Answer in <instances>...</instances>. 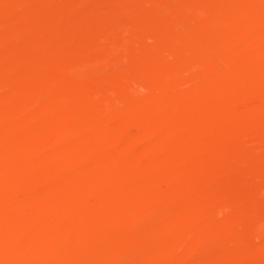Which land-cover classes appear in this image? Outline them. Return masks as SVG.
Instances as JSON below:
<instances>
[{"label":"rangeland","instance_id":"obj_1","mask_svg":"<svg viewBox=\"0 0 264 264\" xmlns=\"http://www.w3.org/2000/svg\"><path fill=\"white\" fill-rule=\"evenodd\" d=\"M152 2L154 3V5H152ZM245 2H246V4H245ZM48 3H51V4L49 5ZM241 3H243V4H241ZM149 4L151 6H149ZM261 4H263V5H261ZM47 6L52 7L51 10L53 12H54L53 9H55L54 15L56 18H53L54 15L52 13L47 12V10L49 9V8H47ZM257 6H259V8ZM93 7H94L95 12H93V10H92ZM163 7H167L169 10L167 11V8L166 9L164 8L165 9L164 10ZM262 7H264V0H262V1L261 0H242V1L239 0V2H238V0H0V53L3 54L2 51H5L4 57L0 58V60L3 61V62L0 61V66L2 67V69H5V67L10 63L11 58L8 55L9 53L6 51L7 50L10 51L12 46L14 47V43L16 41H19V42H17V45L15 43V46H18V48H19V46H21L22 50H25V52L31 51L32 48L35 46V44L37 46V44H40V42H41L44 45H47V50L45 53L47 55H45V56L46 57L48 56L46 59H45V57H43V59L41 61H39L37 59L39 62L35 59L33 60L27 56H24V59L26 61L29 60L31 65H33V67L36 70L28 63L29 61L27 63L30 66H28L26 64V61L24 59H22V61L19 60V64H21L22 62H24L25 64H21V69L18 71V74H19L18 76L16 75L17 73L14 74V73L9 72L7 70H6L7 71L6 74H5V71L3 70L4 73H1L2 75L0 76V79L2 77L4 81H6V82L8 81L7 83H5L2 79L0 80V81H2V83L0 82V89H1L0 90V97L2 96L1 93L3 94V92L5 93V95L3 94L5 96V97L3 96L4 99H6V97H7V99L4 100V102L2 100L3 97H1L2 99L0 98V102H1L0 104L3 103V105H4V106L0 105V111L4 113V111H5L4 109L10 108V106H11V108L13 107V109L10 108V110H6V112L4 113L5 116H3L2 113L0 114V116L2 115V117H6V115H7V117H9V119L8 118L2 119V117H0V121H1L0 123H2V124L6 123V121H5L6 119L9 122L10 117H13L15 115V119L13 120V118H14L13 117L11 120L14 121V122H12L13 124L17 123L13 126H16V125L18 126V127L17 126L16 127L10 126V125H12L11 120H10L11 124H9V125H7V124H4V126L0 125V129H3V130H0L1 136L3 134H5V136H8L7 132H10V127H11L10 133L15 135V133H18L21 130L22 126H24V125H21L24 122H25V125H26V123L27 124L29 123L30 127L24 126L23 130L25 128H26L25 130H28L30 128V130H29L30 132H27V135H29L31 133L29 135L30 139L26 135L25 141H26L27 137H28V140L25 142V144H27V145H25L24 148H20L18 146V142H16V143L13 142L14 140H18L17 139L18 137L16 135H15L16 137L14 135H12V136H14V138L5 137L7 139L0 137L1 139L5 140V141H3V140L0 141V148L3 147V149H1L0 151L3 152V150L4 151L10 150L9 152L6 153L5 157H7V158H3L0 155V157L3 158V159L0 158V160H1L0 162H2L5 159L2 163L5 162L7 165H9V167H12V166L14 167V165L16 167L19 165V167H20L19 170L21 172V175L19 173L16 176V175H14V174L12 175V173H10L7 175V177H5V174H7V173H5L3 175V173L0 172L2 177L4 176L3 177L4 179L1 178V176H0V179H3V180H0V184L3 185V183H4L5 186H7V184L9 185L8 187H5L3 185V187L8 189L7 191H6V189L4 190L2 185H0V199H2V202H4V199H5V201H7L6 199H8V197L11 198V201L16 200L15 202H13L15 206L12 208H9L10 210L8 208H3L4 207L3 204L5 205L6 202L2 203V204L0 203V212H2L5 209L7 211H9V213L6 212V216L4 214L0 213V214H2L3 217H5L4 220H2V224L0 223V230H2L1 231L2 233L1 232L0 233L4 234V237L6 238V240L9 241V242H7V246H4L2 248V250H0V264L1 263L2 264H8V263L12 264L13 261L16 260L17 258H20L19 256H21V255L24 257V259H26V261L23 260L21 264H30L32 261L36 262V264H61L60 260H62L61 258H62V255L64 253L65 247L70 248V246H71V248H73V245H74V248L77 252L76 253L77 257L75 256V259H70L68 261V263H70V264H135V263H137V264L138 263L139 264L140 263L141 264H173V263L178 264L179 262H180L179 264H195V263L196 264H199V263L200 264H202V263L203 264H219V263H217V262H219V261H217L219 259H222L220 264H264V118H262L261 121H259L260 123L252 122V123H254V125H256V124L260 125L258 128L254 129V127H252L253 128L252 129L250 127V125L252 126V123L250 122V124H247V125H249V128L247 125H246L247 127L245 126L248 129H246L244 127L243 129H245V130H240L242 132L238 131L239 133L236 135H234L233 133H237V132H234L231 130L228 131L227 129H225V132L227 131L228 134H227V132L224 134H227L226 135L227 137L229 135H231V136H229L228 138H226V136H224L223 138H226L228 140H224L221 137L224 134L221 135L219 132H217L219 134L216 133L217 136L215 135V138L217 139L216 144L214 146H212V148L206 147V146H203V147L201 146L202 148H204V149H202L200 147V145H202L204 142L201 139L199 141L197 140L200 143L202 142L200 145L197 143V141H195L196 143H194V141H192V143L191 142L189 143V139H186L185 141H187L189 144L186 142V145H184V147H187V145L189 147L190 144H193V143L195 145L196 144L199 145L196 147L193 144L194 148H191V147H193V145H192V146H190V149H186V148L184 149V147H182V148H179L178 150H180V151H178V150H174V148H172L171 146H169V148L166 147L168 149V150H166L167 153L169 152L171 154V152L176 151L175 157L178 158V156H179V157H182L183 159H188V157L191 156L190 151L193 149H194L193 151L197 150V149L195 150V148L199 147L202 150V151H200L201 153L204 152L203 150L206 151L208 148V150H207L208 154H207V152H206V154L210 155V157L209 156H206V157H208L207 160L210 159L213 166L212 167L210 166L211 163L209 161V164H207V167L209 165L210 168H207L206 166L203 167V166L199 165L200 166V167L198 166L199 171H197L198 167L195 168L197 170L194 169L195 171L193 169L187 168L188 166H186V169H185V165H186L184 162L185 160L182 161L183 160L182 158L174 159L175 157H173V159H172L173 163H171V161H168V160H161V159H157V158H155V160L153 161V158L155 156L152 157L151 155H147L148 154L147 151H148L150 145H148V143H149V142H147L148 140H144V138L147 137V135L139 127H137L140 124V120L137 119L135 126L130 127V128H132V130H130V134L128 131L130 128H128V130H127L128 133L125 136L124 135H120V136L119 135H112V137L108 140V142L106 141L107 139L105 140V138H104V141L98 139V141H101L103 144H100V142H98V141H97L98 143L96 142L97 144L94 143V145L96 144V146H93L94 153H96L95 152V150H96V151H98V153L100 155L97 153H96V155H93L92 153H90L91 155H93L91 157V155L89 154L91 159L93 160V161L91 160L93 163L90 162V158L88 157L89 156L88 154H86L87 157L85 155L79 157L80 159L76 158V157H75L76 159H74V157H71L70 158L71 162L67 161L69 163V165H68L69 167L68 166L67 167L71 168L73 173H75L77 171L75 169L79 170L78 166L82 165L81 167H83L84 169L82 170L80 168L81 170H79V171H81L83 174L85 172H87L90 168L93 167V166H91L92 164L96 165L98 163L99 169L97 172V176H98L99 180H97V184L94 185L95 188H92V190H91L92 192L91 191L89 192L88 190H87L88 192L86 191V188H84L85 186L83 185L84 183H81L82 185L79 184L78 189H80L79 192H81L80 198L78 200H74L73 201L74 203L72 201H70L71 203L67 204L68 206L65 205V207L63 209L65 211L67 210L69 213L67 211L65 213L64 210H63V212L60 211V213L62 212L63 215L65 214L66 216H62V213L61 214L58 213V211L56 209L55 210L57 212H55V210L52 209V210H54L55 213L51 212V211L46 213L44 208L41 207L42 205L38 204L39 203V200H38L39 196L41 194V191H43L42 187H45V185L48 184L47 183L48 180L46 179L47 175H51L53 173H54L53 175H57L58 173H60L59 168L61 169L63 166L62 163H64L62 161V158L58 159L59 157H57L55 155L48 156V154H47V147L48 146L50 147L52 145V146H54V148L51 146L53 149L59 150L60 148H63V146H65L66 144H68L70 142L73 143V142H77V141H83V140L85 141L86 138L84 136L85 135H86V137L89 136V134L93 130L92 127L107 129V127L110 125L112 126L115 124L123 123L122 121H123L126 113H128L131 110H135L136 106H139L142 103L141 100L144 101L145 98L151 96L153 94L154 90H155L154 92L157 93L158 92L157 87L159 85H160L158 87V88H160L159 91H163V93L165 95H166V93L168 94L169 93L168 90L170 88H172V85L174 84V82H177V80L180 79L179 77L181 76V74L183 77L185 76V78H189V79L191 78L192 79V77H193V81H194V79L198 80L200 78L199 76L209 74L211 72L215 73L216 70H221V67L223 68V70L219 71L220 73L218 71H216V73L218 72V75H220V77H221V75L222 76L224 75V77L226 75H230V74H228L229 72L232 74L233 73V70H232L233 67L231 65H229V63H225V64L222 63V65H225V66H222L220 62H217V63L213 62L212 64L211 63L205 64L208 61L203 60V59L200 60V58L198 57V54H196V52L199 53L202 50L206 51V49L209 48L211 52L214 51L213 56H216L215 54H217L216 57H218V55L222 56L224 54L230 53L234 49V44L231 41V37L239 31L238 28H240V29L242 28L243 30L246 29L245 24H247V23H244V22H248L249 24H251V23L253 24L256 21L260 25L259 27L261 28V30H260V28L257 26L258 30H256V31H258V33H259L258 35H260V31H261L262 35L264 36V24H263L264 23L263 22L264 21V14L261 15L264 12V9ZM43 8H46L47 10L43 9ZM39 9H42V11L41 10L39 11ZM242 9H244V11ZM245 10H246V12H245ZM240 11H241V13H240ZM43 12H45V13H43ZM159 12H161V13H159ZM237 12H238V14H237ZM167 13H168V15H166ZM169 13L172 16H170ZM174 13H176V15ZM50 14H52V15H50ZM85 14L86 15L89 14V15L85 16ZM226 14H228V16ZM62 15H63V17H62ZM64 15H67V16L65 17ZM212 15L214 17L211 18ZM229 15H230V18H228ZM257 15H260V16L257 17ZM68 16H70L72 21L70 20V18H68ZM225 16H227V17H225ZM255 17L259 18V19L255 20ZM60 18H61V21H59ZM62 18H64V21H62ZM164 18L168 19V20H165ZM175 18H176V20H175ZM225 18H226V20H225ZM235 18H237V19H235ZM28 19L30 20V22ZM231 19H232V21H231ZM228 20H230V21H228ZM258 20H259V22H258ZM21 23L26 24V27L24 25L23 31H20V32L16 31V33H15L12 29L19 26V24L21 26L22 25ZM30 23L32 24V26H35V27L32 28ZM228 24H229V26L231 25V27L227 26ZM238 25H241L242 27H240ZM243 25L245 28H243ZM11 26H12V29H11ZM236 26H237V31L234 30V29H236L235 28ZM25 28H26V30H25ZM180 28L181 29L187 28V29H185V31L188 30V33L187 32L185 33V31H183V29L181 31ZM207 28H208V30H206ZM226 28H229V29H227L228 31L226 30ZM209 29H211L213 32ZM217 30L218 31L221 30L218 33L219 36H217L218 34H216V33H215L216 35L214 34V32H218ZM64 31H68V33H67L68 35H66V32H65V35H63L62 33H64ZM69 31L71 33H69ZM189 31H191V32L197 31L198 33H196V32L191 33ZM222 31L226 32V33L224 34ZM11 32L15 36L11 35ZM22 32H24V33L22 34ZM38 32L40 35H38ZM182 32H184V34H182ZM221 32L223 33V35L221 34ZM20 34H21V37L19 36ZM71 34H73L74 36L72 35V37H70V38H72V39L75 38V39H73V40H71L70 38L68 39L69 35H71ZM168 34L171 36V39H170ZM192 34L194 36H192ZM197 34H198V36H197ZM211 35H212V37H210ZM214 35H215V37H214ZM184 36L187 39L184 38ZM42 37H43V39H42ZM47 38H48V40H47ZM61 38H62V40H61ZM11 39H12V41H11ZM22 39H23V41H22ZM49 39L51 40V42H49ZM203 39H204V41H206V43L203 41ZM212 39H213V41H212ZM214 39H215V41H214ZM44 40H46V43L44 42ZM66 40H68V43H66L67 42ZM28 41H31L32 44L34 42V44H33L34 46L31 44V42H30L31 45L29 44V46H28V43H29ZM59 41L61 42V44H59L60 43ZM184 41H186L187 43L189 42L187 44V46H185L186 43L183 44ZM200 41H201V43H200ZM23 42H24V45H23ZM26 42H28V43H26ZM173 42H176V44H179V45H175V43H173ZM195 42H197L198 44ZM9 43H12L9 46L11 48H7ZM47 43L49 44V46ZM51 43H52V45L50 46ZM170 43H172V44H170ZM191 43L194 47L191 45ZM208 43H209V45H208ZM211 43H213V44L210 45ZM173 44L175 45L176 48L173 46ZM196 44L198 46H195ZM219 44H221V45H219ZM6 45H7V47H6ZM188 45H190V47L192 49L190 47H188ZM23 46H24V48H23ZM53 46L56 48L54 49ZM66 46H67L66 51H63ZM182 46H185V47L182 49ZM60 47L63 48L62 54L64 55V58H63L64 61L61 60V61H63L62 64H60L61 63L60 60L58 62V60H53V58H52L55 50L61 51ZM166 47H167V49H166ZM25 48H27V49H25ZM173 48H174V50H172ZM199 48H200V50H197ZM212 48H213V50H211ZM214 48H217V49H214ZM218 48H221V49L218 50ZM176 49H178V51ZM209 49H208L207 53L209 52V54L211 55V52L209 51ZM244 49H245V51H242L241 52L242 55H240V57L242 56L241 59H243V61L240 59V64L242 62V64H241L242 68H240L241 66H238L236 68V70H237L236 72L238 73V76L240 75L239 76L240 78L242 76L241 79L239 78L240 79L239 83L241 82L240 84L246 85V86L252 85V87L255 88L254 89V92L256 93L255 95H253L252 97L246 98L247 99L246 100L244 98H241V99L238 98L239 95L235 94V93L225 94V95H228L227 97H225L224 95L217 92L219 96L222 95L221 97H224L223 100H222V98L220 100L218 98L217 93H213V94L209 95V93L204 94V93L200 92L199 87H198L200 84L196 80H195V84L198 83V86L194 88V93L196 94V93L200 92V93H198L200 95L197 94L198 98L195 97L196 95H194L193 91L187 92L188 90H186L184 93L185 96H188V95L190 96V94L194 95V96H192V98L193 99L197 98V100H199L200 99L199 97H201V95H203L204 97L202 96L201 97L202 99L199 101L206 103L209 107H211L212 110H221V108H222L221 105H223L222 109H225V111L227 110L225 113L226 115L224 114L227 118L225 116L223 118L217 117V118H214V120L212 118V121H211L212 126L217 123L214 126V128H216V131H218L220 129L221 123L223 121L222 119H224V121H226V122L223 121L224 125H222V127H221L223 129V127L225 128V127H228V126L233 124V121H231V119L234 120V118H232V116L235 117L236 120L238 119L237 120L238 123H240L239 121H241V123H242V121H244L243 123H245L246 122L245 118H248V116H247L248 114L250 116L252 113L254 116V114L256 112V114H255V116H256L259 113V111L264 108V101L259 100L258 97L256 96L257 93H259L258 86L261 85L260 88L262 87V89H259V90L261 92L262 91L264 92V84L262 83L263 86H262V84H260V85H257L255 87L253 85L252 79H251V77L256 72L262 71L261 73L264 74V65H263L264 61L258 60V59L264 60V56H262L263 54L259 55L260 53L257 49H251L252 51L247 50V48H244ZM221 50H222V52L225 51V52H223L224 54L221 52ZM68 51L70 54L68 53ZM173 51L175 52L176 55L174 54ZM183 51L185 53H187V55L182 54V53H184ZM188 51H189V56H188ZM166 53L169 55V57L171 59L168 58ZM192 53H195V54L192 55ZM171 54L174 55L175 57L170 56ZM249 55L254 56L255 60L256 59L258 60V61H255L256 63L254 64V66L255 65L256 66L255 67L253 66V68L252 67L249 68L250 66L247 67L248 66L247 64L245 65L246 58ZM187 56L190 57L189 61L186 60V58L188 59ZM194 56H195V60L193 61L192 57L194 58ZM178 57H179V59H178ZM48 58H49V60H47ZM172 58H173V60H172ZM196 58H197V60H196ZM176 59H177V61H176ZM191 59L193 62H195V61H198V62L194 64L191 61ZM32 60L34 61V63H32ZM43 60H46V62L44 61L45 63H43ZM178 60L179 61L181 60L180 63ZM174 61L177 63L175 64ZM203 61L204 62L206 61V62L203 63ZM259 61L262 64H259L260 63ZM37 62H38V65H37ZM169 62L174 63V65H172V67H170V64H172V63H169ZM166 63H167V65H169L168 67H167ZM209 64L211 65V67L205 69L206 67L209 66ZM215 64H217L219 66V69L218 68L215 69L216 68V67H214V66H216ZM38 66H40V67H38ZM161 66H164V67L161 68ZM174 66H176V68ZM192 66H193V69H192V71H190V67H192ZM194 66H196V67H194ZM245 66H246V68H245ZM257 66H260V68ZM30 67H32L33 70ZM213 67H214V69H213ZM171 68H173V69H171ZM196 68L197 69L199 68L200 72L199 71H197V72H199L202 75H200L199 73H195L196 71H194V70H197ZM255 68H256V70H255ZM159 69H162V70L160 71ZM176 69H177V73L180 72L179 73L180 76L176 75L177 74V73H175ZM201 69H203V70H201ZM225 69H227L229 72ZM244 69H245V71H244ZM246 69L250 73L247 72ZM204 70H206V71L204 72ZM254 70H255V72H254ZM157 71L159 72V74ZM173 71H175V72H173ZM49 72H51L50 75L53 73L52 76L49 75ZM160 72H162L163 74ZM165 72H167V73L164 76ZM190 72H193L192 73L193 75L190 74ZM31 73L34 75L36 74L37 79L38 78L39 79L38 80L34 79V81H36V83L34 82L35 83L34 86H32L33 85V83H32L31 86L29 85L28 87L26 86V88H25L26 84L24 81L27 78L26 76H29V75L31 76ZM40 73H41V75H40ZM183 73H184V75H183ZM8 74H9V77H8ZM155 74H157V75H155ZM168 74H170V75H168ZM3 75H4V77L6 76L8 79L4 78ZM48 75L50 77H48ZM159 75H162V76H159ZM175 75L177 77H174ZM194 75L196 76V78ZM10 76H11L12 80L10 79ZM19 76H21V77L25 76V77L21 78ZM44 77H46V78H44ZM162 77H165L163 79L166 81H164L162 79ZM167 78H168V80H167ZM174 78L176 79V81H174L175 80ZM22 79H24V80H22ZM155 79H157L159 81H157ZM247 79H250V80L247 81ZM171 80L173 81V83L171 82ZM19 82H20V84H19ZM101 82H102V84H101ZM154 82H156L158 84L155 86ZM168 82H170V83H168ZM3 83H4V88H3V85H1ZM164 83H168L169 85H171V83H172V85L168 89L169 85L167 86ZM38 84H39V86H38ZM107 84H109L110 86L109 85L107 86ZM35 85H37V86L35 87ZM9 86L12 87V90L10 89L11 90L10 94L8 92V90L10 88ZM107 87H108V89H107ZM151 87L154 88V90L153 89L150 90ZM18 88H19V90H18ZM22 89L24 90L23 92L25 93L24 94L25 99L26 98L27 99L26 100L22 99V101L25 100V103L21 104V102L18 101L20 99H18L17 97L21 98V96L23 95V94H20L21 96L19 95V93H21L20 90H22ZM112 89H114V90L112 91ZM173 89H174V85H173ZM18 91H19V93H18ZM31 91H33V92H31ZM102 92L104 95H102ZM95 93H97V94H95ZM7 94H8V96H6ZM146 94L148 96H145ZM92 95H95L97 97V99L95 96H94L95 97L94 98ZM10 96H11V98H10ZM13 96H14V98H13ZM205 96L209 100L206 99ZM236 97L238 99H240L239 102H238ZM22 98H24V97H22ZM231 98H235L237 101L235 99L230 101ZM10 99L14 100L13 101L14 103ZM92 99L94 100L93 103L91 102ZM205 99L208 101H206ZM88 100H91V101L89 102ZM17 101L19 102V104H16ZM59 101H61V102H59ZM225 102L227 105L225 104ZM227 102L233 103V105L232 104L229 105ZM211 103L213 105H211ZM13 104H14V106H13ZM60 104L61 105L63 104L64 106H60ZM90 104H93V105H90ZM17 105H19L20 107ZM53 105H54V107H53ZM184 105L187 107L189 104L184 103ZM184 105H183L182 110L188 109ZM16 106H17V108H16ZM49 106H51V107L48 108ZM65 106L66 107L69 106L68 109H69L70 113L73 115H69V112H67V108ZM227 106L229 107V109ZM2 107H3V111L1 110ZM22 107H23V110L20 109ZM85 107L86 108L89 107V109H87L88 112H86ZM90 107H92V108L90 109ZM93 107H96V109L99 111H97L95 108L93 110ZM98 107H100V108H98ZM224 107H227V108H224ZM14 109H15V111H14ZM52 109H55V111H53ZM18 110H21L23 112V114L19 115L21 113V111H18ZM89 110L90 111L92 110V111L89 112ZM228 110H229V113H231V112L232 113L234 112V113L233 114L231 113V115H230L228 113ZM7 111H9V112H7ZM11 111H12V113H11ZM25 111H28L29 113L25 112ZM39 111H42V112H39ZM59 111L61 112V114L60 113L58 114ZM95 111H96V113H95ZM66 112H67V114H66ZM82 112H84V114ZM8 113H10V114L8 115ZM13 113H14V115H13ZM17 113H19V114H17ZM38 113H41L42 117H41V115L40 116L37 115ZM62 113L65 114L66 116L62 115ZM89 113L90 114L92 113L91 115L94 116V120H92L91 122H88L87 120L86 121L83 120L84 115L86 116V114H89ZM123 113H125V114L123 115ZM245 113L247 114L246 117L245 116L242 117L243 115H245ZM11 114H12V116H10ZM56 114L59 115V117ZM105 114H107V115L105 116ZM227 114H228V116H227ZM16 115L19 117L23 116V115H25V116L20 117V119H19V118H17ZM239 115L240 116L242 115L241 118L242 119L244 118V119L242 120L241 118H239L240 117ZM253 116H251V117H253ZM40 117L43 118V120H41ZM62 117H65V119H67V118L69 119V117H71L70 118L71 121H70V119L64 121L65 119L63 120ZM21 118H23V120L24 119L25 120L23 121V120H21ZM45 118L48 120H46ZM60 118L62 120H59ZM162 118L163 117H161V119L159 118V121L162 120L163 122L162 121L161 122L165 123V120H166L165 117H164V119H162ZM39 119L41 120V122L38 121ZM76 119L77 120L80 119V121L77 122ZM228 119H229V121H228ZM2 120L4 122H2ZM48 121L51 122V124L53 125L54 131H55L54 136H51L50 134H48V132L45 135L44 131H43V133H41L42 132L41 130H45V129H40L41 132H39V130H38V127L40 128V126H42L44 124L50 125V123ZM60 121H64V123L62 122L63 125H61ZM76 122L78 123V126H77ZM230 122H232V124ZM83 123H84V125H83ZM234 123H237V122L234 121ZM92 124H94V125H92ZM225 124H226V126H225ZM20 125H21V127H20ZM8 126H10V127H8ZM26 126H28V125H26ZM61 126L64 128H62ZM199 127L201 128L202 125H200ZM15 128L17 130H14ZM18 128H20V130ZM136 129H138V131ZM204 129H205V127H204ZM249 129H252V130H249ZM201 130H203V127ZM243 131H245L246 133L245 132L243 133ZM156 132L154 133L153 136L157 139H165V137H167L165 133L161 134L160 132H157L159 136L161 134V136L159 137ZM81 133L84 136L81 135ZM239 134L242 136H240ZM217 137L218 138L220 137V138L218 139ZM101 138H103V137H101ZM220 139L222 140V142L220 141ZM7 140H8V142L6 144ZM118 141H120V142H118ZM132 141H134V142H132ZM142 141L144 142V144ZM9 142H10V144H9ZM145 142H146V145H145ZM226 142H228V143H226ZM11 143H13V145H11ZM5 144H6V146H5ZM16 144H17V147H16ZM132 144L136 145V146H133ZM97 145L99 147H100V145H107V146H105V149L103 151L105 153L104 155H106V156H113V155H118V153H121V152H126L129 155V157H127L129 162L127 160L125 161V159H124V162L128 163L130 166L128 167L127 164L125 165L122 162L123 160H119L118 162H116L114 164H103V163L101 164L100 160L104 157V155L102 154L103 153L102 150ZM219 145L222 148V150H221V148H219ZM131 146H133V147H131ZM216 146H218V147H216ZM227 146H229V148ZM13 147H14V151H13V149H11ZM94 147H96V148H94ZM7 148H9V149H7ZM142 148H146L145 151H143ZM213 148H215V149L213 150ZM217 148H219V149H217ZM23 149H25V150L23 151ZM129 149L130 150L132 149L131 150L132 152ZM169 149H172L173 151L169 150ZM193 151H191V153H193ZM197 151H199V150H197ZM223 151H225L226 153H224ZM10 152L11 153L16 152V153H15V155L14 154L10 155ZM23 152H25L24 153L25 157H24ZM186 152H187L188 156L185 154ZM209 152H210V154H209ZM20 153L23 156L20 155ZM145 153H147V154H145ZM27 154H29L30 156ZM32 154H34V158H33ZM206 154H204V155H206ZM98 155L100 157H98ZM102 155H103V157H102ZM144 155H145V157H142ZM173 155H175V153ZM14 156L16 157V159H15L16 161L13 160L15 158ZM149 156L151 157L152 161H151ZM26 157H28V158H26ZM36 157H38L39 159L42 160V162H41L42 164L41 163L39 164L41 168L38 167L36 170H34V173L33 172H26L24 170V166L27 163H30L28 160L32 159L30 161H33ZM54 157H56L58 159L56 161V163H54L55 162ZM83 157H84V160H82ZM140 157H142V159ZM185 157H187V158H185ZM143 158H145V159H143ZM43 160H46V161H43ZM14 161L17 165L15 163H13ZM161 161H162V163H160ZM166 161H167V163L170 162L171 165L168 164L169 167L167 165H165V164H167ZM48 162L50 164L53 163L52 165H54V166H52V165L49 166ZM120 162L123 164H121ZM158 162H159V164H158ZM163 162H165V164ZM174 162H176L180 166L177 167L176 166L177 164H175V166H174ZM183 162H184V164H183ZM21 163L22 164L24 163L25 165H22ZM85 164H87V165H85ZM72 165H73V167H71ZM76 165H78V166H76ZM123 165H125V166H123ZM172 165L174 166V168L172 167ZM64 166H63V168H64ZM96 166H94V167H96ZM119 166H122L121 167L122 169ZM126 166H127V169H126ZM155 166H157L158 169L155 168ZM164 166L167 167L164 170L167 171L169 168L170 173L171 172H172V174L174 173L173 174L174 175L173 181H175V183L172 181L173 182L172 186H171V183L169 184V186L171 188L169 186H168L169 188H166V190H164V188H163L164 191H162L161 185L158 184V187H161L160 190L163 193L165 191H167L171 194V196H170V194L168 193L169 196H167V192L164 193V195L166 197L163 198L161 201L159 200V196H158L159 194L156 192V191H158L159 193L161 192L158 190L159 188H156L157 187V183H156L157 181H154V183H156V184H154L153 180H151V179H150L151 181L150 180L144 181L141 185L139 196L135 195L136 197L133 196V194L130 190V186L126 185V182L123 181V180L128 179V177L130 176L132 171L139 173V174H146L147 173L150 175L153 173L148 172V170L149 171L153 170V172H156L157 170H159V168L161 170H163L162 168H165ZM181 166H183L182 167L183 169L181 168ZM117 167H119V168H117ZM148 167H150V169ZM175 167H177V168H175ZM179 167L182 170H180ZM44 168H46V169L44 170ZM52 168L54 169V172L50 171V170H53ZM146 168H148V169H146ZM205 168H207V169H205ZM117 169H118V171H116ZM120 169L122 171L124 170L123 171L124 173L122 171H120ZM174 169H175V172H174ZM22 170L25 171L26 174ZM71 170H69V172L72 174ZM125 170H127L128 172H126ZM177 170H179V171H177ZM43 171H46V172H43ZM145 171H146V173H145ZM184 171H186L187 173ZM117 172H119V173L117 174ZM182 172H184V173H182ZM127 173H128V176L126 175ZM177 173H179V174H177ZM109 174H112V175L117 174L116 176L114 175L116 178V181H117L116 183H114V184L109 183L108 184V183L104 182L105 177H107ZM118 175L119 176L124 175V176L117 178ZM125 175H126V177H125ZM176 176L178 178H176ZM179 176H181L183 178H181ZM25 177H27V178H25ZM177 179H179V181ZM4 180H7V181H4ZM16 180H17V183H16ZM121 180L125 183V186ZM191 180H193L194 184L191 182H190L191 184L188 183ZM195 180H196V184H195ZM41 181H43L44 183ZM128 181H129V179H128ZM180 181H181V186H179ZM45 182H46V184H45ZM64 182L65 181H63L62 183H64ZM149 182L153 183V184L148 185ZM14 183L16 184V187L14 186L15 185ZM37 183H38V187H37ZM201 183H202V185L206 186V188L204 187L205 190H207V187H208L210 191L209 190H207L208 192H206L204 190L201 191L202 190V189L200 190ZM49 184H51V183H49ZM57 184L60 185V186L57 185L58 188L59 187L63 188L61 183L60 184L57 183ZM65 184L67 185V182H65ZM144 184H147L148 188L146 185H145L146 187H144ZM196 185H198L199 188H197ZM11 186H14V187L12 188ZM55 186H56V184H55ZM182 186H183V188L181 189L180 187H182ZM32 187L34 189H32ZM40 187H41V189H40ZM66 187L68 188V186H66ZM124 187H125V190H126V188H128V190L125 191ZM2 188H3V190H2ZM14 188H15V190H14ZM145 188H147V191L145 190ZM202 188H203V186H202ZM64 189L66 190V188H64ZM64 189H62V190H64ZM68 189L70 190V187ZM93 189H94V191H93ZM119 189H121V190H119ZM169 189H170V191H169ZM38 190H40V191H38ZM148 190L151 192L152 195H148V192H149ZM36 191L40 192V193H36ZM103 191L105 192L106 195L107 194H108V196L111 195L108 199L110 200V198L112 197V199H111L112 201L110 203L115 202V204H113V205H111L110 203H109V205L106 204L107 208L105 207V205L103 203H102L104 205L103 208L99 205V203H98L99 200H101L103 195H105ZM119 191H120V194H118ZM124 191L125 192L128 191L129 195H128V193L125 194ZM171 191H172V193H171ZM211 191H212V193L210 194ZM20 192H22V193H20ZM23 192H27V193L29 192L28 193L29 195L27 193L24 194ZM152 192L156 193L157 196H155L156 194L154 195ZM202 192L203 193L205 192L209 196H206L205 194L203 196ZM5 193H6V195H5ZM7 193L10 195H14V196L7 195ZM67 193H70V192H67ZM86 193H88V194H86ZM121 193H122V195L124 194V196H121ZM144 193H145V195H144ZM153 195L155 196V199H153L154 198ZM3 196H5L6 198ZM18 196L20 198L22 197L23 202L20 201L21 199ZM23 196H24V199H23ZM130 196H133L135 198L132 199ZM85 197H86V199H85ZM114 197H116V199ZM125 197H127V199L131 203H129V201L124 199ZM157 197H158V200H156ZM10 198L8 199V201L10 200ZM81 198H83V199L81 200ZM121 198H123L125 201ZM35 199L38 202H36ZM167 199H169V200L167 201ZM79 200H81V201H79ZM84 200H85V202H84ZM96 200H97V202H96ZM116 200H118V201H116ZM153 200L156 203L153 202ZM82 201L84 202V204ZM87 201H88V203H87ZM121 201H123V202H121ZM101 202H102V200H101ZM117 202H120V205ZM132 202H133V206H132ZM36 203H37V205H36ZM93 203L94 204L96 203L94 205V207H93ZM152 203H153V205H152ZM158 203H159V205H158ZM199 203L200 204L202 203L203 205H199ZM25 204H28V205L30 204V205H29V207H27L28 205H25ZM76 204H77L78 208L77 207L74 208V206ZM78 204H80V205H78ZM124 204H126V205L123 207ZM24 205L28 209L32 205H35V207L33 206L35 210L33 209V207L30 208L31 210L33 209L32 211L30 209L28 210L26 208L28 210V212L29 211L33 212V213L29 212V215H32V216L28 217V212H26L27 210H24L25 208L22 207ZM72 205H73V207H72ZM90 205H91L90 214H93V216H95V217L98 215L99 210L100 211H106L107 216L109 215L108 218H109L112 226L117 225V228L119 230V231L117 230V232H120V234L115 233L116 235L117 234H119V235L123 234V235L129 236L130 234L131 235L133 234L132 238H134V239H132V238L129 239L128 244H125L126 247H123L124 244L121 245V243L117 242V238L119 237L118 235L116 237L114 236V238L111 237L112 240L106 239L107 240L106 244L108 245L110 243V245H112L111 246L112 249H109L106 244L105 245L103 244L105 242V240H101L103 238H101V236L97 235V233L95 234V231H93V230H95V229H93L94 227L91 228L92 229V231H91L90 227L95 225V223L93 222L94 220L92 221L93 217L90 218V221H92V223H89L90 225L87 224L88 226H86V227H85V225L84 226L82 225V216L84 215V212H85L84 210H86V209H83V207L84 208L87 207V210H86V212H87V211H89ZM97 205H99V206H97ZM127 205H129V207ZM80 206H82L81 208L83 210L80 208ZM95 206L101 207V208L96 209ZM119 206H121L122 208L121 207L118 208ZM1 208H3V209H1ZM21 208H23L22 211H21ZM115 208H117V209H115ZM199 209H201V210H199ZM92 210H93V212H92ZM95 210L98 212H96ZM111 210H115V211H111ZM190 210H192L193 213L195 211H203V212H202V214H200V216L199 215L197 216V213L194 214L195 216L192 214H190V215H192V216H190L189 213H192ZM24 211H25V213H24ZM77 211H78V213H77ZM170 211L171 212L174 211V212L171 213ZM177 211H180V212H177ZM188 211H190V212L188 213ZM80 212H82L83 215H81ZM181 212H183L184 214ZM111 213H112V215H111ZM16 214H18V216ZM21 214H23V215H21ZM59 214L64 218L67 217V215H69V217L73 216V219L71 220V218L67 217V219H69V220L64 219L61 221V219H63V218L62 217L60 218ZM172 214L175 217H172ZM185 214L189 215L190 217H188ZM7 215H9V216H7ZM13 215L15 216L14 218H12ZM19 215H21L20 216L21 219L19 218ZM24 215H26L27 217H24ZM177 215L179 216V218L177 217ZM111 216H113V217H111ZM182 216L184 219L182 218ZM16 217H17V219H16ZM77 217L79 219H77ZM168 217L169 218L172 217L173 220L169 219ZM32 218H33L34 222H32V220H31ZM167 218L169 220H171L170 222H172V227H173L174 222H176L178 226H176L175 228L173 227V230L169 231L168 234L162 239L159 235H160V232H162L164 230V227H165L164 225L168 221ZM182 219H183V221H182ZM8 220L11 221V223H9ZM14 220L15 221L17 220L16 221L17 223ZM21 220H22V222H21ZM25 220H26V222L27 221L28 222L26 223ZM56 220H57V222L60 220L62 223H64V222H66V223L62 224L59 221L61 223L62 227L59 225V222L56 226V223H57ZM73 220H74V222H73ZM75 220L77 221L78 225L75 224L76 223ZM178 220H179V222H178ZM5 221H6V223H4ZM54 222H56V223L54 224ZM32 223H34L33 226L31 225ZM39 223H40V225H39ZM86 223H88V222H86ZM10 224H11V226H10ZM12 224H15V225L12 226ZM6 225L8 228L6 227ZM37 225H39L40 228ZM44 225H45V227H44ZM66 225L69 228L68 227L65 228ZM80 225L83 227H81ZM179 225L182 227H179ZM24 226H25V229H24ZM34 226H36V227H34ZM48 226L52 229V231H49L50 233L47 231L49 229ZM58 226H60L61 229L66 231V233L68 234V235L65 234V236H67V237H64L65 239L70 236L68 238V240H66V241L64 240L65 242L62 240L64 234L61 236H58L59 232H56L58 230V228H57ZM77 226H78V229H77ZM54 228H56L57 230L54 231ZM70 228L72 231L70 230ZM82 228H85V229H82ZM114 228H115V226H114ZM80 229H82V230H80ZM32 230H33V232H32ZM84 230H85V232L82 233ZM46 231L49 234L46 233ZM19 232H20V235H19ZM23 232H25V233H23ZM92 232L94 234L93 236H92ZM135 232L137 234H139V233L141 234L143 232L144 234L140 235L143 238L139 239L140 236L136 235ZM29 233L30 234L32 233L31 237H30ZM56 233H58V235ZM70 233L71 234L73 233L72 234L73 238H71ZM75 233L77 234L78 238H76V235H74ZM79 233L82 234V235L80 234V237H79ZM86 233H87V235H86ZM28 234H29V236H28ZM36 234H38V235H36ZM39 234H40V237L43 236L40 241H42V242L49 241V242H47L46 246L49 247L48 250H49L51 256L49 257V259L47 261H44V262H40V261L37 262V258H36V256H37L36 253L38 251L37 245H39L38 243L40 242L39 241V238H40ZM41 234H43V235H41ZM52 234L55 236L57 235L58 237L54 238V236H52ZM134 235H136V237H134ZM26 236L30 237V238H27ZM44 236H47V237H44ZM173 236H174V239L172 238ZM48 237H49V239H48ZM95 237H96V240L98 239L97 241H99V243H97V241L96 242L94 241ZM34 238L37 239L36 242H35L36 239H34ZM44 238H47V239H45V241H43ZM167 238H172L173 240L167 239ZM161 239L164 240L166 244L164 243V241H162V243H161L160 242ZM21 240H23V241H21ZM27 240H28V242H27ZM166 240L167 241L169 240L168 241L169 245H167ZM170 240H172V242ZM69 241H70V243L72 241L70 246H69V243L67 244V242H69ZM111 241H113V243ZM118 241H119V239H118ZM63 242L65 243V245L62 244ZM94 242L97 243V245L94 244ZM189 242H191V243H189ZM12 243H14V244L12 245ZM22 244H24V245L22 246ZM172 244H174V245L172 246ZM103 246H104V249L106 248L105 250L103 249ZM117 246H119V247H117ZM34 247H37V248L34 249ZM185 247H186V249H185ZM62 248H64V249H62ZM99 248H101V250H98ZM8 249H10V250H8ZM51 249H52V251H51ZM187 249H189V250H187ZM32 250H34V254L32 253L33 252ZM28 251H30L32 253V255ZM110 251H111V254H108ZM181 251H182V253H181ZM189 251H190V254H188ZM60 252L61 253L63 252V253L60 254ZM106 252L108 254L107 258L104 257V255L106 256V254H104ZM179 252H180V254H179ZM17 253H19V254H17ZM90 253H92V255ZM185 253H187V254H185ZM220 253H221V255H220ZM24 254H27L26 256H27L28 260ZM102 254H103V256H102ZM217 254H219V255H217ZM177 255H179V256L181 255L184 258L181 259L182 257L181 256L178 257ZM188 255H191V257L188 258L187 257ZM32 256H34V260H33ZM185 256H186V258H185ZM109 257H110V259H109ZM51 259H53V260H51ZM54 259H55V261H57L56 263L54 262ZM104 259H105V261H104ZM107 259H108V261L106 263ZM214 259H215V262H211V261H214ZM172 260H174V261L172 262ZM73 261H74V263H73ZM201 261H203V262H201ZM204 261H205V263H204Z\"/></svg>","mask_w":264,"mask_h":264},{"label":"bare ground","instance_id":"obj_2","mask_svg":"<svg viewBox=\"0 0 264 264\" xmlns=\"http://www.w3.org/2000/svg\"><path fill=\"white\" fill-rule=\"evenodd\" d=\"M240 1H242V0H240ZM262 1V0H261ZM149 2V1H148ZM238 2H239V0H238ZM258 3V2H257ZM49 5L51 4V3H48ZM234 4V3H233ZM237 4V3H236ZM240 4V3H239ZM241 4H243V3H241ZM245 4H246V2H245ZM152 5H154V3L152 2ZM232 5V4H231ZM255 5V4H254ZM260 5V4H259ZM261 5H263V4H261ZM52 6V5H51ZM149 6H151L150 4H149ZM237 6V5H236ZM146 7V6H145ZM144 7V8H145ZM234 7V6H233ZM258 8H259V6H257ZM261 7V6H260ZM47 8H49L48 10L46 9V8H43V9H46L47 10V12L48 13H52L53 15H54V13H55V9H53L54 10V12L51 10V8L52 7H48L47 6ZM140 8V7H139ZM152 8V7H151ZM166 9L167 7H163V9ZM240 8V7H239ZM238 8V9H239ZM263 9H264V7H262ZM87 9V8H86ZM164 9V10H165ZM245 9V8H244ZM244 9H242L243 11H244ZM42 11V9H39V11ZM45 10V11H46ZM93 12H95V10H94V7H93ZM169 9L167 8V11H168ZM263 11V10H262ZM158 12V11H157ZM245 12H246V10H245ZM248 12V11H247ZM43 13H45V12H43ZM42 13V14H43ZM159 13H161V12H159ZM178 13V12H177ZM180 13V12H179ZM240 13H241V11H240ZM52 14H50V15H52ZM175 15H176V13H174ZM232 14V13H231ZM237 14H238V12H237ZM243 14V13H242ZM241 14V15H242ZM256 14V13H255ZM261 14V13H260ZM264 14V12L261 14V15H263ZM87 15H89V14H87ZM86 14H85V16H87ZM91 15V14H90ZM160 15V14H159ZM166 15H168V13L166 14ZM169 15H170V13H169ZM174 15V16H175ZM227 16H228V14H226ZM234 15V14H233ZM244 15V14H243ZM246 15V14H245ZM248 15V14H247ZM27 16V15H26ZM65 17L67 16V15H64ZM170 16H172V15H170ZM179 16V15H178ZM227 16H225V17H227ZM236 16V15H235ZM260 15H257V17H259ZM62 17H63V15H62ZM167 17V16H166ZM209 17V16H208ZM212 17H214L213 15L211 16V18ZM233 17V16H232ZM242 17V16H241ZM27 18V17H26ZM30 18V17H29ZM53 18H56L55 17V15L53 16ZM68 18H70V16H68ZM67 18V19H68ZM88 18V17H87ZM91 18V17H90ZM142 18V17H141ZM228 18H230V15H229V17ZM245 18V17H244ZM24 19V18H23ZM89 19V18H88ZM165 19V18H164ZM233 19V18H232ZM232 19H231V21H232ZM235 19H237V18H235ZM257 19H259V18H256L255 17V20H257ZM29 20V19H28ZM70 20H71V18H70ZM165 20H168V19H165ZM175 20H176V18H175ZM215 20V19H214ZM225 20H226V18H225ZM59 21H61V18H60V20ZM62 21H64V18H62ZM67 21V20H66ZM72 21V20H71ZM210 21V20H209ZM228 21H230V20H228ZM21 22V21H20ZM29 22H30V20H29ZM32 22V21H31ZM69 22V21H68ZM168 22V21H167ZM258 22H259V20H258ZM264 22V21H263ZM170 23V22H169ZM227 23V22H226ZM244 23H247V24H245L246 25V29H240V28H238V32L235 34V35H233L232 37H231V41H232V43L234 44V49H233V51H231L230 53H227V54H224L223 52H225V51H223L222 52V50H221V52L224 54V55H222V56H220V55H218V57H216L217 56V54H215L216 56H213L214 54H213V52H211L210 51V49L209 48H207L206 49V51L205 50H202V51H198L199 53H197L196 52V54H198V57L200 58V60H206V61H208V62H204L203 61V63H205V64H208V63H217V62H220L221 63V65H222V63L223 64H225V63H229V65H231L232 67H233V73L231 74L227 69H225V70H227L229 73L228 74H230V75H226L225 77H224V75L222 76L221 75V77H220V75H218V72L219 71H222L223 70V68L221 67V70H216V71H218L217 73H216V71H215V73L213 72H211V73H209V74H205V75H202V74H200L199 72V68L197 69V70H194V71H196L195 73H199L200 75H202V76H199L200 78L198 79V80H196V79H194V81H193V77H192V79L190 78H185V76L183 77L182 76V74H181V76L179 75V73H177V69L175 70V71H173V72H175V73H177L176 75L178 76H180L179 78L180 79H178L177 80V82H174V89H173V85H172V83H173V81L171 80V85H172V88H170V86L171 85H169L168 83H170V82H168V83H164L165 85H169V87H168V91H169V93L167 94L166 93V95L163 93V91H159V89L160 88H158L157 87V93L156 92H154L155 90H154V88H152L151 87V89L150 90H154L153 91V94L151 95V96H149V97H147V98H145V100L144 101H142L141 100V104L139 105V106H136V109L135 110H131V111H129L128 113H126V115H125V117H124V119H123V123H119V124H115V125H110V126H108L107 127V129H105V128H97V127H92V132L89 134V136L88 137H86V135L84 136L82 133H81V135H83L86 139H85V141L83 140V141H77V142H70V143H68V144H66L65 146H63V148H60L59 150H55V149H53L54 148V146H48L47 147V154H48V156H53V155H55V156H57V157H59L58 159H60V158H62V161L64 162V163H62L63 164V166H64V168H63V166H62V168L60 169L59 168V170H60V173H58L57 175H53V174H51V175H47V180H48V184L47 185H45V187H42L43 188V191H41V194H40V196H39V203L38 204H40V205H42L41 207H43L44 208V210H45V212L46 213H48V212H54V210L56 209L57 211H58V213H60V211H62L63 212V208L65 207V205H67V204H70L71 202L70 201H74V200H78L79 198H80V193L81 192H79V190L80 189H78V186H79V184H81V183H84L83 185L85 186L84 188H86V191L88 190L89 192L92 190V188H95L94 187V185H96L97 184V180H99L98 179V176H97V172H98V169H99V164L96 166V165H91V166H93L92 168H90L87 172H85L84 174L81 172V171H79V170H83L84 168L83 167H81V166H78V165H76V166H78L79 167V170L78 169H75V170H77L75 173H73V171L71 170V168H68L69 166V163L67 162V161H69V162H71L70 161V158L71 157H74V159H76V158H79V157H81V156H83V155H85L86 157H87V155L86 154H90V153H92L93 155H96V153L97 154H99L98 153V151H96L95 150V152L96 153H94V149H93V146H96V144L98 143V142H100V144H103L101 141H98V139L99 140H103L104 141V138H105V140L108 142V140L112 137V135H126L128 132H127V130H128V128H130L131 126L133 127V126H135V123H136V120L138 119V120H140V124H139V126H137V127H139L146 135H147V137H145L144 138V140H148L147 142H149L148 143V145H150V147H149V149H148V151H147V153H145V154H147V155H151L152 157H154L153 158V161L155 160V158H157V159H161V160H168V161H171V163H173L172 161V159H173V157H175L176 156V151L175 152H171V154L168 152L167 153V151L166 150H168L167 148H169V146H171L172 148H174V150H178L179 148H182V147H184V145H186V142L187 141H185L186 139H189V143L191 142L192 143V141H194V143H196L195 141H199L200 139L204 142L202 145H200L201 143L200 142H198L197 141V143L200 145V147L202 146H206V147H211L212 148V146H214L215 144H216V138H215V135H216V133L217 132H219L221 135H223L224 133H226L225 132V129H227L228 131H234V132H237V133H233L234 135H236V134H238L239 132L238 131H240V130H245V129H243L247 124H250V122L252 123V122H256V123H260L259 121H261V119L262 118H264V108L262 109V110H260L259 111V113L255 116V114H256V112H255V114H254V116H253V114L251 113V115L249 116V114L247 115L246 113H245V115H241L242 117H246V115L248 116V118H245V123H243L244 121H242V123H241V121H239L240 123H238V119L236 120L235 119V117H233L232 116V118H234V120L233 119H231V121H233V124H232V122H230L232 125H230V126H228V127H223V129L221 128L222 127V125H224V123H223V121H224V119H222L223 121H222V123H221V127H220V129L218 130V131H216V128H214V126L217 124H215V125H213L212 126V124H211V121H212V118H213V120H214V118H217V117H221V118H223L226 114V111H225V109H222L223 108V105H221L222 106V108H221V110H212L211 109V107H209L206 103H203V102H201V101H199V100H201L202 98V96L203 95H201V97H199L200 99L199 100H197V98H198V96H197V94L198 93H200V92H202V93H204V94H208L209 93V95L210 94H213V93H220V94H222V95H224L225 97H227L228 95H225V94H232V93H235V94H238L237 96H238V98H244V99H246V98H248V97H252L253 95H255L256 93L254 92V89L255 88H253L252 87V85H250V86H246V85H242V84H240L239 83V80L242 78V76H241V78L238 76V73L236 72L237 70H236V68L238 67V66H241V64H242V62H241V64H240V59H241V57H240V55H242L241 54V52L242 51H245V49L244 48H247V50H250V51H252L251 49H257L258 51H259V55H261V54H263L262 56H264V36L262 35V33H261V31H260V35H258L259 33H258V31H256V30H258V28H257V26L259 27L260 25L255 21V23H251V24H249L248 22H244ZM243 23V24H244ZM22 24V23H21ZM31 24V23H30ZM237 24V23H236ZM242 24V23H241ZM264 24V23H263ZM24 25H25V27H26V24H22L21 26H20V24H19V26H17V27H15L14 29H12V26H11V29L16 33V31L17 32H20V31H23L24 30ZM31 26H32V24H31ZM227 26H229V24L227 25ZM238 26H240V27H242L241 25H238ZM35 26H32V28H34ZM229 27H231V25L229 26ZM233 27V26H232ZM199 28V27H198ZM197 28V29H198ZM236 29H234V30H236L237 31V26L235 27ZM243 28H245L244 27V25H243ZM260 28V27H259ZM10 29V28H9ZM10 29V30H11ZM181 29V28H180ZM183 29V31H185V29H187V28H182ZM182 29H181V31H182ZM200 29V28H199ZM198 29V30H199ZM213 29V28H212ZM218 29V28H217ZM227 29H229V28H226V30ZM233 29V28H232ZM25 30H26V28H25ZM206 30H208V28L206 29ZM209 30H211V29H209ZM216 30V29H215ZM222 30V29H221ZM220 30V31H221ZM260 30H261V28H260ZM9 31V30H8ZM205 31V30H204ZM212 31V30H211ZM218 31V30H217ZM220 31H218V32H214V34L216 33V34H218ZM225 31V30H224ZM228 31V30H227ZM230 31V30H229ZM241 31V32H240ZM65 32H66V35H68L67 33H68V31H64V33H62L63 35H65ZM188 33V30H186L185 31V33ZM189 32H191V31H189ZM193 33H198L197 31H192ZM191 32V33H192ZM200 32V31H199ZM206 32V31H205ZM210 32V31H209ZM213 32V31H212ZM223 32V31H222ZM221 32V34L223 35V33L225 34L226 32H223L222 33ZM234 32V31H233ZM24 32H22V34H23ZM69 33H71L70 31H69ZM190 33V34H191ZM203 33V32H202ZM182 34H184V32H182ZM215 34V35H216ZM11 35H13V33L11 32ZM17 35V34H16ZM38 35H40L39 34V32H38ZM72 35L73 34H71V35H69V37H68V39L70 38V37H72ZM169 35V34H168ZM167 35V36H168ZM188 35V34H187ZM215 35H214V37H215ZM262 35V36H261ZM13 36H15V35H13ZM12 36V37H13ZM20 37H21V34L19 35ZM37 36V35H36ZM62 36V35H61ZM74 36V35H73ZM176 36V35H175ZM181 36V35H180ZM192 36H194L193 34H192ZM197 36H198V34H197ZM217 36H219V34L217 35ZM261 36V37H260ZM23 37V36H22ZM169 37H170V39H171V36L169 35ZM174 37V36H173ZM177 37V36H176ZM210 37H212V35L210 36ZM221 37V36H220ZM18 38V37H17ZM175 38V37H174ZM184 38H186L185 36H184ZM197 38V37H196ZM195 38V39H196ZM200 38V37H199ZM218 38V37H217ZM223 38V37H222ZM15 39V38H14ZM13 39V40H14ZM19 39V38H18ZM40 39V38H39ZM42 39H43V37H42ZM71 40H73V39H75V38H70ZM182 39V38H181ZM187 39V38H186ZM198 39V38H197ZM20 40V39H19ZM36 40V39H35ZM34 40V41H35ZM47 40H48V38H47ZM61 40H62V38H61ZM169 40V39H168ZM185 40V39H184ZM199 40V39H198ZM219 40V39H218ZM11 41H12V39H11ZM22 41H23V39H22ZM40 41V40H39ZM42 41V40H41ZM67 41V42H66ZM65 42L66 43H68V40H66ZM203 41H204V39H203ZM212 41H213V39H212ZM214 41H215V39H214ZM17 42H19V41H16L15 43H16V45H17ZM29 42V43H28ZM28 42H26V43H28V46H29V44H30V42L31 41H28ZM36 42V41H35ZM44 42L46 43V40H44ZM49 42H51V40L49 39ZM48 42V43H49ZM60 42V41H59ZM168 42V41H167ZM193 42V41H192ZM198 42V41H197ZM197 42H195V43H197ZM205 43H206V41H204ZM15 43H14V47L12 46V48L11 47H9L12 43H9V45H8V47H7V45H6V47L7 48H11L10 49V51L9 50H7L6 52H8L9 54V56H10V58H11V61H10V63L5 67V69H2V67L0 66V76L2 75L1 73H4V71H5V74H6V72L7 71H9V72H12V73H14V74H16L17 76L19 75L18 74V71L21 69V64H25L24 62H22L21 64H19V60L20 61H22V59H24V56H27V57H29L30 59H35V60H39V61H41L42 59H43V57H45V59L48 57H46L45 55H47V54H45L46 53V50H47V45H44L43 43H41L40 42V44H37V46H36V44H35V46L33 45L34 44V42H33V44H32V42H31V44L34 46L33 48H32V50L31 51H28V52H25V50H22V47L21 46H19V48H18V46H15ZM21 43V42H20ZM47 43V44H48ZM53 43V42H52ZM52 43L50 44V46L52 45ZM173 43H175V45H179V44H176V42H173ZM186 43V44H185ZM189 43V42H188ZM186 41H184V43L183 44H185V46H187V44H188ZM194 43V44H195ZM200 43H201V41H200ZM216 43V42H215ZM19 44V43H18ZM30 44V45H31ZM59 44H61V42L59 43ZM170 44H172V43H170ZM182 44V45H183ZM198 44V43H197ZM195 45V46H198V45ZM213 43H211L210 45H212ZM20 45V44H19ZM22 45V44H21ZM23 45H24V42H23ZM175 45L173 44V46L175 47ZM191 45H192V43H191ZM208 45H209V43H208ZM207 45V46H208ZM217 45V44H216ZM219 45H221V44H219ZM26 46V45H25ZM48 46H49V44H48ZM55 46V45H54ZM53 46V47H54ZM172 46V45H171ZM172 46V47H173ZM185 46H182V49L185 47ZM193 46V45H192ZM201 46V45H200ZM215 46V45H214ZM223 46V45H222ZM27 47V46H26ZM52 47V48H53ZM59 47V46H58ZM179 47V46H178ZM188 47H190V45H188ZM194 47V46H193ZM23 48H24V46H23ZM56 47H54V49H55ZM61 48V47H60ZM59 48V49H60ZM176 48V47H175ZM180 48V47H179ZM191 48V47H190ZM25 49H27V48H25ZM62 49L63 48H61V51H58V50H55L54 51V53H53V60H58V62H59V60L61 61V60H63L64 61V55L62 54ZM66 49H67V46L64 48V50L63 51H66ZM166 49H167V47H166ZM181 49V48H180ZM179 49V50H180ZM189 49V48H188ZM187 49V50H188ZM192 49V48H191ZM208 49H209V51L211 52V55L209 54V52L207 53V51H208ZM214 49H217V48H214ZM219 49H221V48H218V50ZM244 49V50H243ZM172 50H174V48L172 49ZM171 50V51H172ZM177 51H178V49H176ZM197 50H200V48L199 49H197ZM211 50H213V48L211 49ZM246 50V51H247ZM27 51V50H26ZM169 51V50H168ZM4 52L5 51H2V53L3 54H1L0 53V58L1 57H4ZM61 52V53H60ZM174 52V51H173ZM184 52V51H183ZM249 52V51H248ZM247 52V53H248ZM64 53V52H63ZM68 53H69V51H68ZM170 53V52H169ZM245 53V52H244ZM252 53V52H251ZM256 53V52H255ZM70 54V53H69ZM72 54V53H71ZM167 54V53H166ZM174 54H175V52H174ZM182 54H186L187 55V53H182ZM193 54H195V53H192V55ZM254 54V53H253ZM176 55V54H175ZM256 55V54H255ZM73 56V55H72ZM71 56V57H72ZM167 56H168V58H170L169 57V55L167 54ZM170 56H174V55H170ZM188 56H189V51H188ZM187 56V57H188ZM196 56V55H195ZM195 56H194V58L192 57V59H193V61L195 60ZM220 56V57H219ZM261 56V57H262ZM175 57V56H174ZM259 57V56H258ZM21 58V59H20ZM26 58V57H25ZM51 58V57H50ZM190 57H188V59L186 58V60H190L189 59ZM257 58V57H256ZM4 59V58H3ZM73 59V58H72ZM75 59V58H74ZM171 59V58H170ZM178 59H179V57H178ZM192 59H191V61H192ZM245 59V58H244ZM25 60V59H24ZM32 60V63H34V61ZM37 60V61H38ZM47 60H49V58L47 59ZM172 60H173V58H172ZM171 60V61H172ZM183 60V59H182ZM196 60H197V58H196ZM242 61H243V59H241ZM258 60H260V61H264V60H262V59H258ZM257 59L255 60V57L254 56H248L247 58H246V63H245V65L247 64L248 66L247 67H249V68H253V66H254V64L256 63L255 61H258ZM1 62H3L2 60H0ZM26 61V60H25ZM29 60H27L26 61V64L28 65V63L31 65V63H30V61L28 62ZM38 61V62H39ZM46 62V60H43V63H45ZM63 61H61V63L60 64H62L63 63ZM176 61H177V59H176ZM179 61V60H178ZM181 61V60H180ZM180 61H179V63H180ZM192 61V62H193ZM210 61V62H209ZM259 61V62H260ZM28 62V63H27ZM38 62H37V65H38ZM49 62V61H48ZM175 62V61H174ZM198 61H195V62H193L194 64L195 63H197ZM36 63V62H35ZM42 63V64H43ZM50 63V62H49ZM65 63V62H64ZM168 63V62H167ZM167 63H166V65H167ZM169 63H172V62H169ZM177 62H175V64H176ZM201 63V62H200ZM264 63V62H263ZM41 64V63H40ZM47 64V63H46ZM52 64V63H51ZM259 64H262L261 62L259 63ZM30 65H28V66H30ZM172 65H174V63H172V64H170V67H172ZM179 65V64H178ZM190 65V64H189ZM203 65V64H202ZM216 66H214V67H216L215 69H219V66L217 65V64H215ZM220 65V64H219ZM264 65V64H263ZM5 66V65H4ZM3 66V67H4ZM32 67H33V65H31ZM42 66V65H41ZM53 66V65H52ZM169 65H167V67H168ZM200 66V65H199ZM198 66V67H199ZM218 66V67H217ZM222 66H225V65H222ZM256 66V65H255ZM254 66V67H255ZM32 67H30L31 69H32ZM38 67H40V66H38ZM162 67H164V66H161V68ZM175 68H176V66H174ZM173 67V68H174ZM189 67V66H188ZM194 67H196V66H194ZM211 67V65L209 64V66L208 67H204L205 69H207V68H210ZM214 67H213V69H214ZM231 67V68H232ZM257 67H259L260 68V66H257ZM263 67V66H262ZM23 68V67H22ZM29 68V67H28ZM34 68V67H33ZM166 68V67H165ZM173 68H171V69H173ZM174 68V69H175ZM203 68V69H204ZM225 68V67H224ZM240 68H242V66L240 67ZM244 68V67H243ZM245 68H246V66H245ZM26 69V68H25ZM35 69V68H34ZM167 69V68H166ZM192 69H193V66L192 67H190V71H192ZM203 69H201V70H203ZM4 70V71H3ZM7 70V71H6ZM27 70V69H26ZM33 70V69H32ZM36 70V69H35ZM160 71L162 70V69H159ZM170 70V69H169ZM231 70V69H230ZM240 70V69H239ZM255 70H256V68H255ZM255 70H254V72H255ZM181 71V70H180ZM193 71V72H194ZM197 71H199V72H197ZM206 70H204V72H205ZM244 71H245V69H244ZM246 71H247V69H246ZM35 72V71H34ZM37 72V71H36ZM42 72V71H41ZM158 72V71H157ZM163 72V71H162ZM162 72H160V73H162ZM193 72H190V74H192ZM203 72V71H202ZM209 72V71H208ZM232 72V71H231ZM247 72H249V71H247ZM262 71H259V72H256V73H254V75L251 77V79H252V83H253V85L256 87L257 85H260V84H264V74L263 73H261ZM30 73V72H29ZM50 73L51 72H49V75H50ZM166 73L167 72H165V74H164V76L166 75ZM220 73V72H219ZM250 73V72H249ZM13 74V75H14ZM53 74V73H52ZM52 74L50 75V76H52ZM158 74H159V72H158ZM163 74V73H162ZM172 74V73H171ZM15 75V76H16ZM29 75V74H28ZM34 74H32L31 73V76L29 75V76H26L27 78L25 79V88H26V86L28 87L29 85L31 86V84L33 83V85L32 86H34V84L36 83V81H34V79H36V80H38L37 79V75L35 74L34 76H33ZM40 75H41V73H40ZM39 75V76H40ZM47 75V74H46ZM48 75V77H50ZM155 75H157V74H155ZM168 75H170V74H168ZM174 76V77H177V76ZM183 75H184V73H183ZM193 75V74H192ZM191 75V76H192ZM25 76H23V77H21V76H19V77H21V78H24ZM159 76H162V75H159ZM190 76V77H191ZM195 76V75H194ZM228 76V77H227ZM247 76V75H246ZM245 76V77H246ZM3 77H4V75H3ZM8 77H9V74H8ZM158 77V76H157ZM182 77V78H181ZM250 77V76H249ZM4 78H7L6 76L4 77ZM44 78H46V77H44ZM53 78V77H52ZM159 78V77H158ZM163 78H165V77H162V79ZM195 78H196V76H195ZM198 78V77H197ZM240 78V79H239ZM1 79L3 80V78L1 77ZM0 79V80H1ZM8 79V78H7ZM6 79V80H7ZM10 79L12 80V78H11V76H10ZM48 79V78H47ZM46 79V80H47ZM50 79V78H49ZM175 79V78H174ZM22 80H24V79H22ZM52 80V79H51ZM155 80H157V79H155ZM164 80V79H163ZM167 80H168V78H167ZM195 80L196 81H198V83L200 84L199 86H198V83H196L195 84ZM221 80V81H220ZM248 80H250V79H247V81ZM4 81V80H3ZM45 81V80H44ZM154 81V80H153ZM157 81H159V80H157ZM162 81V80H161ZM160 81V82H161ZM164 81H166V80H164ZM174 81H176V79L174 80ZM1 83H2V81H0ZM5 83H7L6 81H4ZM11 82V81H10ZM23 82V83H24ZM35 82V83H34ZM42 82V81H41ZM104 82V81H103ZM155 83V86L158 84V83H156V82H154ZM19 84H20V82H19ZM42 84V83H41ZM101 84H102V82H101ZM104 84V83H103ZM162 84V83H161ZM256 84V85H255ZM263 84H262V86H263ZM1 85H3V88H4V83L3 84H1ZM12 85V84H11ZM10 85V86H11ZM99 85V84H98ZM109 84H107V86H108ZM163 85V84H162ZM177 85V86H176ZM9 86V87H10ZM37 85H35V87H36ZM38 86H39V84H38ZM110 86V85H109ZM152 86V85H151ZM154 86V87H155ZM164 86V85H163ZM166 86V87H167ZM176 86V87H175ZM199 87V90H200V92H198V93H194V88L195 87ZM261 86V85H260ZM260 86H258V88L259 89H262V87L260 88ZM101 87V86H100ZM104 87V86H103ZM106 87V86H105ZM114 87V86H113ZM30 88V87H29ZM98 88V87H97ZM110 88V87H109ZM163 88V87H162ZM161 88V89H162ZM165 88V87H164ZM12 90V87H10L9 88V90H8V92H9V94L11 93V90ZM21 89V88H20ZM101 89V88H100ZM107 89H108V87H107ZM167 89V88H166ZM185 89V90H184ZM198 89V88H197ZM258 89V91H259V93H257V97H258V99L259 100H261V101H264V92L262 91H260ZM1 90V89H0ZM18 90H19V88H18ZM110 90V89H109ZM108 90V91H109ZM114 89H112V91H113ZM186 90H188L187 92H190V91H193V93H194V95H196L195 97H197L196 99L194 98H192V96H194V95H191L190 94V96L188 95V96H185V91ZM24 90L22 89V90H20V92L21 93H19V91H18V93H19V95L20 94H23L22 96H21V98L20 97H17L18 99H20V100H18L19 102H21V104L22 103H25V100L27 99H25V96H24V92H23ZM7 92V93H8ZM31 92H33V91H31ZM104 92V91H103ZM103 92H102V95H104L103 94ZM13 93V92H12ZM105 93V92H104ZM150 93V92H149ZM218 93H217V95H218ZM3 94L5 95V93L3 92ZM2 93H1V97H3L4 95H3ZM17 94V93H16ZM95 94H97V93H95ZM198 95H200V94H198ZM208 95V96H209ZM221 95V96H222ZM6 96H8V94L6 95ZM18 96V95H17ZM93 97L95 96V95H92ZM145 96H148L147 94L145 95ZM221 96H219L218 95V98L221 100V98H222V100H223V98L224 97H221ZM233 96V95H232ZM236 96V95H235ZM0 97V98H1ZM5 97V96H4ZM4 97H3V102H4V100H6L7 99V97H6V99H4ZM22 97H24V98H22ZM96 97V96H95ZM94 97V98H95ZM103 97V96H102ZM204 97V96H203ZM206 97V96H205ZM10 98H11V96H10ZM13 98H14V96H13ZM237 98V97H236ZM237 98V100H238V102H239V100L240 99H238ZM16 99V98H15ZM22 99H25V100H23L22 101ZM96 99H97V97H96ZM95 99V100H96ZM206 99H208L207 97H206ZM205 99V100H206ZM233 99H235V98H231L230 99V101L231 100H233ZM11 100V99H10ZM17 100V99H16ZM140 100V99H139ZM209 100V99H208ZM208 100H206V101H208ZM236 100V99H235ZM236 100V101H237ZM247 100V99H246ZM245 100V101H246ZM12 102L14 101V100H11ZM17 101V103L16 104H19V102ZM75 101V100H74ZM84 101V100H83ZM89 102L91 101V100H88ZM93 99H92V103H93ZM97 101V100H96ZM99 101V100H98ZM225 101V100H224ZM244 101V100H243ZM7 102V101H6ZM59 102H61V101H59ZM82 102V101H81ZM205 102V101H204ZM222 102V101H221ZM233 102V101H232ZM237 102V103H238ZM1 103V102H0ZM14 103V102H13ZM64 103V102H63ZM184 103H187V104H189L187 107L184 105ZM229 105H233V103H230V102H227ZM97 104V103H96ZM225 104H226V102H225ZM0 105H3V103L2 104H0ZM68 105V104H67ZM90 105H93V104H90ZM136 105V104H135ZM183 105L186 107V108H188V109H184V110H182L183 109ZM211 105H213L212 103H211ZM227 105V104H226ZM4 106V105H3ZM10 106V105H9ZM8 106V107H9ZM13 106H14V104H13ZM17 106H19V105H17ZM17 106H16V108H17ZM60 106H64L63 104L61 105L60 104ZM59 106V107H60ZM97 106V105H96ZM20 107V106H19ZM51 106H49L48 108H50ZM53 107H54V105H53ZM66 107V106H65ZM124 107V106H123ZM133 107V106H132ZM228 107V106H227ZM227 107H224V108H227ZM234 107V106H233ZM10 108H11V106H10ZM10 108H6V109H4L5 111H4V113L6 112V110H10ZM44 108V107H43ZM47 108V107H46ZM45 108V109H46ZM67 108V112H69V115H73V114H71L70 113V111H69V106L68 107H66ZM86 108V107H85ZM92 107H90V109H91ZM94 108L96 109V107H93V110H94ZM98 108H100V107H98ZM11 109H13V107L11 108ZM20 109H22L23 110V107L22 108H20ZM87 109H89V107L88 108H86V112H88L87 111ZM228 109H229V107H228ZM2 111H3V107H2V109H1ZM26 110V109H25ZM33 110V109H32ZM53 111H55V109H52ZM58 110V109H57ZM97 110V109H96ZM253 110V109H252ZM14 111H15V109H14ZM18 111H21V110H18ZM17 111V112H18ZM31 111V110H30ZM61 111V110H60ZM58 112V114L60 113L61 114V112ZM92 111V110H91ZM90 110H89V112H91ZM97 111H99V110H97ZM101 111V110H100ZM232 111V110H231ZM7 112H9V111H7ZM25 112H28V111H25ZM32 112V111H31ZM39 112H42V111H39ZM67 112H66V114H67ZM94 112V111H93ZM92 112V113H93ZM3 114V116H5V114L3 113V112H1L0 111V114ZM11 113H12V111H11ZM15 113V112H14ZM14 113H13V115H14ZM29 113V112H28ZM56 113V112H55ZM83 114H84V112H82ZM91 113V114H92ZM95 113H96V111H95ZM98 113V112H97ZM228 113H229V110H228ZM232 113V112H231ZM231 113H229L230 115H231ZM234 113V112H233ZM232 113V114H233ZM10 113H8V115H9ZM17 114H19V113H17ZM23 114V112L21 111V113L19 114V115H22ZM82 114V115H83ZM90 113L89 114H86V116L84 115V117H83V120H87L88 122H91L92 120H94V116L93 115H91ZM94 114V113H93ZM125 113H123V115H124ZM225 114V115H224ZM37 115H41V117H42V114L41 113H38ZM45 115V114H44ZM57 115V114H56ZM62 115H65V114H63L62 113ZM107 114H105V116H106ZM229 115V116H230ZM10 116H12V114L10 115ZM17 116V115H16ZM25 115H23V116H20V117H24ZM58 117H59V115H57ZM66 116V115H65ZM227 116H228V114H227ZM240 116V115H239ZM241 116L239 117V118H241ZM251 116H253V117H251ZM0 117H2V115L0 116ZM14 117V118H13ZM13 117H10V120L13 118V120L15 119V115L13 116ZM20 117L19 116H17V118H19L20 119ZM40 117V119L41 120H43V118H41ZM61 117V116H60ZM73 117V116H72ZM93 117V118H92ZM161 117H163L162 119H164V117H165V123H162L161 121H159V118L161 119ZM226 117V116H225ZM238 117V116H237ZM3 118H8L9 119V117H7V115H6V117H2V119ZM26 118V117H25ZM30 118V117H29ZM32 118V117H31ZM39 118V117H38ZM71 117H69V119H70ZM103 118V117H102ZM227 118V117H226ZM18 119V120H19ZM38 120L39 122H41V120ZM46 119V118H45ZM62 119L64 120L65 119V117H62ZM61 118L59 119V120H62ZM68 118L67 119H65L64 121H66V120H69ZM108 119V118H107ZM210 119V120H209ZM242 119V118H241ZM244 119V118H243ZM242 119V120H243ZM10 120H9V122H8V120L6 119L5 121H6V123H0V125H2V126H4V124H7V125H9V124H11L12 122H14L13 120H11V123H10ZM21 120H23V118H21ZM25 120V119H24ZM23 120V121H24ZM31 120V119H30ZM46 120H48V119H46ZM73 120V119H72ZM77 120V119H76ZM75 120V121H76ZM20 121V120H19ZM64 121H60V123H61V125H63V123H64ZM70 121H71V119H70ZM80 121V119H78L77 120V122H79ZM228 121H229V119H228ZM234 121H236L237 123H234ZM1 122V121H0ZM2 122H4L3 120H2ZM43 122V121H42ZM45 122V121H44ZM49 122V121H48ZM63 122V123H62ZM76 122V124H77V126H78V123ZM108 122V121H107ZM215 122V121H214ZM217 122V121H216ZM224 122H226V121H224ZM19 123V122H18ZM50 123V125L49 124H47V125H42V126H40V128L38 127V130H39V132H41V133H43V131H44V133H45V135H46V133L48 132V134H50L51 136H54V133H55V131H54V128H53V125L51 124V122H49ZM72 123V122H71ZM213 123V122H212ZM229 123V124H230ZM254 123H252V126L250 125V127L252 128V127H254V129H256V128H258L260 125H258V124H256V125H254ZM15 124H17V123H15ZM15 124H13L12 123V125H10V126H13V125H15ZM80 124V123H79ZM214 124V123H213ZM6 125V126H7ZM21 125H24L25 127H30L29 126V123L27 124L26 123V125H28V126H26L25 125V122L23 123V124H21ZM21 125H20V127H21ZM40 125V124H39ZM83 125H84V123H83ZM82 125V126H83ZM92 125H94V124H92ZM91 125V126H92ZM200 125H202V127H203V130H201L202 129V127L200 128L199 126ZM254 125V126H253ZM10 126H8V127H10ZM17 126V125H16ZM16 126H13V127H16ZM24 126H22V128H21V130H20V128H18L20 131L18 132V133H15V135L18 137L17 139L18 140H14L13 142H18V146L20 147V148H24L25 147V145H27V144H25V142L28 140V137H29V139H30V134L29 135H27V132H30L29 130H30V128L28 129V130H23V127ZM76 126V127H77ZM81 126V125H80ZM90 126V125H89ZM225 126H226V124H225ZM248 126V128H249V125H247ZM246 126V127H247ZM256 126V127H255ZM18 127V126H17ZM42 127V128H41ZM62 127V126H61ZM204 127H205V129H204ZM245 127V128H246ZM62 128H64V127H62ZM82 128V127H81ZM248 128H246V129H248ZM40 129H45V130H41L40 131ZM134 129V128H133ZM222 129V130H221ZM253 129V128H252ZM252 129H249V130H252ZM0 130H3V129H0ZM14 130H17L16 128L14 129ZM84 130V129H83ZM130 130H132V128H130L128 131H129V134H130ZM137 131H138V129H136ZM5 131V130H4ZM134 131V130H133ZM140 131V130H139ZM160 132L161 134L162 133H165L166 134V136L167 137H165V139H157V138H155L153 135H154V133L155 132ZM182 131V132H181ZM221 131V132H220ZM248 131V130H247ZM3 132V131H2ZM7 132V131H6ZM5 132V133H6ZM10 132H11V127H10ZM10 132H7V135L8 136H5V134H3L2 136H1V134H0V137H2V138H4V139H7L8 137H11V138H14V134H11ZM87 132V131H86ZM132 132V131H131ZM156 132V133H157ZM240 132H242V131H240ZM245 131H243V133H244ZM1 133V132H0ZM9 133V134H8ZM133 133V132H132ZM159 133V134H160ZM219 133H217V134H219ZM246 133V132H245ZM250 133V132H249ZM53 134V135H52ZM128 134V135H129ZM161 134H160V136H161ZM227 134H228V132H227ZM227 134H224L223 136H221L222 138L224 137V136H226ZM232 134V135H233ZM12 135H14V136H12ZM26 135L28 136L27 137V139H26V141H25V138H26ZM132 135V134H131ZM135 135V134H134ZM157 135H158V133H157ZM156 135V136H157ZM164 135V134H163ZM240 135V134H239ZM15 136V137H16ZM130 136V135H129ZM159 136V135H158ZM159 136V137H160ZM217 136V135H216ZM220 136V135H219ZM229 136H231V135H229ZM228 136V137H229ZM240 136H242V135H240ZM5 137H7V138H5ZM101 137H103V138H101ZM227 136H226V138H228ZM134 138V137H133ZM163 138V137H162ZM218 138V137H217ZM220 138V137H219ZM218 138V139H219ZM226 138H223L224 140H228V139H226ZM122 139V138H121ZM1 140H3V139H1L0 138V141ZM136 140V139H135ZM142 140V139H141ZM3 141H5V140H3ZM98 141V142H97ZM220 141L222 142V140L220 139ZM7 142H8V140L6 141V144H7ZM47 142V141H46ZM97 142V143H96ZM110 142V141H109ZM115 142V141H114ZM118 142H120V141H118ZM132 142H134V141H132ZM141 142V141H140ZM143 142V141H142ZM94 143H96L95 145H94ZM106 143V142H105ZM138 143V142H137ZM136 143V144H137ZM188 143V142H187ZM188 143V144H189ZM193 143V144H194ZM224 143V142H223ZM226 143H228V142H226ZM6 144H5V146H6ZM9 144H10V142H9ZM48 144V143H47ZM58 144V143H57ZM135 144V143H134ZM139 144V143H138ZM143 144H144V142H143ZM142 144V145H143ZM193 144H190V146H192ZM198 144H194L196 147L197 146H199ZM230 144V143H229ZM3 145V144H2ZM11 145H13V143H11ZM29 145V144H28ZM118 145V144H117ZM133 145V144H132ZM145 145H146V142H145ZM194 145H193V147H191V148H194ZM228 145V144H227ZM4 146V145H3ZM98 146V145H97ZM105 146H107V145H100V149L102 150V152L104 151V149H105ZM133 146H136V145H133ZM133 146H131V147H133ZM190 146L188 147V145H187V147H184V149L186 148V149H190ZM2 147V146H1ZM16 147H17V144H16ZM167 147V148H166ZM201 147V148H202ZM216 147H218V146H216ZM215 147V148H216ZM228 148H229V146H227ZM94 148H96V147H94ZM103 148V149H102ZM107 148V147H106ZM111 148V147H110ZM147 148V147H146ZM146 148H142V150L143 151H145V149ZM215 148H213V150L215 149ZM219 148H221L220 147V145H219ZM219 148H217V149H219ZM1 149H3V147L2 148H0V150ZM6 149V148H5ZM7 149H9V148H7ZM11 149H13V151H14V147L13 148H11ZM19 149V148H18ZM108 149V148H107ZM199 150V151H197V150ZM202 149H204V148H202ZM21 150V149H20ZM25 149H23V151H24ZM130 150V149H129ZM132 150V149H131ZM130 150V151H131ZM169 150H172V149H169ZM194 150V149H193ZM193 150H191V151H193ZM195 150L196 151H193V153H191V151H190V154H191V156H189L188 157V159H183L182 157H179L178 156V158H182L183 160L182 161H184L185 162V169H186V166H188L187 168H189V169H195L196 167H198L199 165H201V166H206L207 167V164H209V161H210V159L209 160H207V158L208 157H206V156H209L210 157V155H207L208 154V152H207V150H208V148H207V150L205 151V150H203L204 152H200V151H202L199 147L198 148H195ZM210 150V149H209ZM221 150H222V148H221ZM10 151V150H9ZM9 151H7V150H3V152L2 151H0V155L3 157V158H7V157H5L6 156V153L7 152H9ZM129 151V152H130ZM173 151V150H172ZM178 151H180V150H178ZM177 151V152H178ZM187 151V150H186ZM106 152V151H105ZM132 152V151H131ZM140 152V151H139ZM189 152V151H188ZM206 152H207V154H206ZM224 153H226L225 151H223ZM16 153V152H15ZM15 153H11L10 152V155L11 154H14L15 155ZM25 152H23V154H24ZM175 153V155H173ZM30 154V153H29ZM29 154H27V155H29ZM103 155L105 154L104 152L102 153ZM142 154V153H141ZM140 154V155H141ZM184 154V153H183ZM182 154V155H183ZM187 156H188V154H187V152L185 153ZM204 154H206V155H204ZM209 154H210V152H209ZM20 155H22L21 153H20ZM26 155V156H27ZM91 155V154H90ZM90 155L88 156L89 158H90V162H92L93 160L91 159V157L93 156V155H91V157H90ZM100 155V154H99ZM98 155V157H100ZM103 155H102V157H103ZM109 155V154H108ZM178 155V154H177ZM23 156V155H22ZM30 156V155H29ZM32 156H33V158H34V154H32ZM135 156V155H134ZM185 156V155H184ZM225 156V155H224ZM2 157H0V158H2ZM15 157V156H14ZM24 157H25V154H24ZM23 157V158H24ZM76 157V158H75ZM97 157V158H98ZM127 157H129V155L126 153V152H121V153H118V155H113V156H106V155H104V157L100 160V162H101V164L103 163V164H114V163H116V162H118L119 160H123L122 162L126 165L127 164V166L129 167L130 165L128 164V163H126V162H124V159H125V161L127 160L128 161V159H127ZM138 157V156H137ZM142 157H145V155L144 156H142ZM142 157H140L141 159H142ZM150 157V156H149ZM2 158V159H3ZM22 158V159H23ZM26 158H28V157H26ZM56 157H54V160H55V162L54 163H56V161L58 160L57 158L55 159ZM177 157H175L174 159H178ZM185 158H187V157H185ZM16 159V157L13 159V160H15ZM25 159V158H24ZM80 159V158H79ZM82 159V158H81ZM87 159V158H86ZM143 159H145V158H143ZM149 159V158H148ZM150 159H151V157H150ZM5 160V159H4ZM3 160V161H4ZM9 160V159H8ZM30 160H32V159H30ZM30 160H28L30 163H27L26 165L23 163H21L22 165H25L24 166V170L26 171V172H33L34 173V170H36L38 167L39 168H41L40 167V163L42 162V160L41 159H39L38 157H36L33 161H30ZM47 160V159H46ZM46 160H43V161H46ZM53 160V159H52ZM65 160V161H64ZM82 160H84V157H83V159ZM92 160V161H91ZM1 161V160H0ZM2 161V162H3ZM16 161V160H15ZM15 161L13 162V163H15ZM22 161V160H21ZM61 161V160H60ZM77 161V160H76ZM98 161V160H97ZM151 161H152V159H151ZM208 161V162H207ZM2 162H0V172L1 173H3V175L5 174V173H7V174H5V177H7V175L8 174H10V173H12V175L14 174V175H18L19 173H20V175H21V172H20V167H19V165L18 166H16L15 167V165H14V167L12 166V167H9V165H7L5 162L4 163H2ZM99 162V161H98ZM129 162V161H128ZM181 162V161H180ZM184 162H183V164H184ZM52 163V162H51ZM78 163V162H77ZM76 163V164H77ZM93 163V162H92ZM121 163V162H120ZM119 163V164H120ZM123 163H121V164H123ZM154 163V162H153ZM160 163H162V161L160 162ZM164 164H165V162H163ZM166 163H167V161H166ZM210 163H211V161H210ZM16 164V163H15ZM42 164V163H41ZM48 164H49V166L50 165H52V164H50L49 162H48ZM47 164V165H48ZM67 164V165H66ZM95 164V163H94ZM120 164V165H121ZM155 164V163H154ZM158 164H159V162H158ZM168 164H170V162L169 163H167V164H165V165H167L168 167H169V165ZM175 164H177L176 162H174V166H175ZM17 165V164H16ZM61 165V164H60ZM71 165V164H70ZM85 165H87V164H85ZM125 165H123V166H125ZM171 165V164H170ZM182 165V164H181ZM216 165V164H215ZM44 166V165H43ZM42 166V167H43ZM48 166V167H49ZM52 166H54V165H52ZM51 166V167H52ZM58 166V165H57ZM68 166V167H67ZM94 166H96V167H94ZM127 166H126V169H127ZM174 166L172 165V167L174 168ZM177 167L178 166H180L179 164H177L176 165ZM211 167L213 166L212 165V163H211V165H210ZM71 167H73V165L71 166ZM120 168L122 167V166H119ZM119 167H117V168H119ZM165 168H162L163 170H161L160 168H159V170H155L156 172H153V170L151 171H149L148 170V172H151V173H153V174H147L146 173V171H145V173L146 174H139V173H136V172H131V174H130V176L128 177V179H129V181H128V179H126V180H123L124 182H126V185H128V186H130V190H131V192H132V194H133V196H135V195H138L139 196V193H140V189H141V185H142V183L144 182V181H149L150 179L151 180H153V183H154V181H157L156 183H157V187L156 188H159L158 190L159 191H161L160 190V188L162 187V191H164V190H166V188H169L170 186H169V184L171 183V186H172V184H173V182L175 183V181H173L174 179H173V177H174V173L172 174V172L170 173V170H169V168H168V170L166 171V170H164V169H166L167 167L166 166H164ZM171 167V166H170ZM177 167H175V168H177ZM183 166H181V168H182ZM200 167V166H199ZM199 167H198V170L197 169H195V170H197V171H199ZM216 167V166H215ZM219 167V166H218ZM81 168V169H80ZM89 168V167H88ZM102 168V167H101ZM149 169H150V167H148ZM148 168H146V169H148ZM155 168H157V166H155ZM180 168V167H179ZM178 168V169H179ZM180 168V170H182ZM207 168H210L209 167V165H208V167ZM207 168H205V169H207ZM46 168H44V170H45ZM49 169V168H48ZM53 169V168H52ZM56 169V168H55ZM115 169V168H114ZM122 169V168H121ZM120 169V171H122ZM153 169V168H152ZM158 169V168H157ZM171 169V168H170ZM184 169V170H185ZM203 169V168H202ZM204 169V170H205ZM69 170H71L72 171V174L69 172ZM129 170V169H128ZM173 170V169H172ZM188 170V169H187ZM194 170V171H195ZM23 171V170H22ZM25 171H23L24 173H25ZM48 171V170H47ZM50 171H53L54 172V169L53 170H50ZM114 171V170H113ZM116 171H118V169L116 170ZM119 171V172H120ZM124 171V170H123ZM122 171V172H123ZM126 172H128L127 170H125ZM130 171V170H129ZM169 171V172H168ZM177 171H179V170H177ZM191 171V170H190ZM193 171V172H194ZM43 172H46V171H43ZM115 172V171H114ZM119 172H117V174L119 173ZM125 172V173H126ZM174 172H175V169H174ZM184 172H186V171H184ZM184 172H182V173H184ZM1 173H0V176H1V178H3L2 177V175H1ZM102 173V172H101ZM116 173V172H115ZM124 173V172H123ZM187 173V172H186ZM189 173V172H188ZM192 173V172H191ZM23 174V173H22ZM26 174V173H25ZM100 174V173H99ZM116 174V175H117ZM122 174V173H121ZM177 174H179V173H177ZM36 175V174H35ZM40 175V174H39ZM115 175V174H114ZM114 175H112V174H109L107 177H105V179H104V182L105 183H110V184H114V183H116L117 181H116V178H115V176ZM127 176H128V173L126 174ZM126 175H125V177H126ZM38 176V175H37ZM124 175H118V177L117 178H119V177H123ZM185 176V175H184ZM11 177V176H10ZM30 177V176H29ZM41 177V176H40ZM179 177H181V176H179ZM23 178V177H22ZM25 178H27V177H25ZM176 178H178L177 176H176ZM181 178H183V177H181ZM4 179V178H3ZM3 179H0V180H3ZM35 179V178H34ZM33 179V180H34ZM125 179V178H124ZM180 179V178H179ZM179 179H177L178 181H179ZM14 180V179H13ZM32 180V181H33ZM46 180V181H47ZM119 180V179H118ZM150 180V181H151ZM181 180V179H180ZM4 181H7V180H4ZM63 181H65V182H67V185L65 184V182L64 183H62ZM122 181V180H121ZM122 181V183H124ZM173 181V182H172ZM10 182V181H9ZM27 182V181H26ZM36 182V181H35ZM41 182H43V181H41ZM193 183V180H191V181H189L188 183ZM7 183V182H6ZM16 183H17V180H16ZM44 183V182H43ZM42 183V184H43ZM49 183H51V184H49ZM57 183H61L62 184V186H63V188L62 189H64V188H66V190L64 189V190H62L60 187L58 188V186H60V185H58ZM129 183V184H128ZM153 183H150L149 182V184L148 185H150V184H153ZM156 183H154V184H156ZM190 183V184H191ZM15 184V183H14ZM45 184H46V182H45ZM55 184H56V186H55ZM147 184H144V187H146L147 186V188H148V185ZM158 184L159 185H161V187H158ZM179 186H181V181L179 182ZM185 184V183H184ZM189 184V185H190ZM194 184V183H193ZM195 184H196V180H195ZM199 184V183H198ZM0 185H2V184H0ZM3 185H4V183H3ZM3 185H2V187H3ZM11 185V184H10ZM41 185V184H40ZM44 185V184H43ZM42 185V186H43ZM68 186V188L70 187V190L66 187V186ZM82 185V184H81ZM146 185V186H145ZM186 185V184H185ZM200 185V184H199ZM5 186V185H4ZM9 185L7 184V186H5V187H8ZM15 187H16V184L14 185ZM14 186H11L12 188L14 187ZM35 186V185H34ZM65 186V187H64ZM124 186H125V183H124ZM169 186V187H168ZM195 186V185H194ZM202 186H203V188L205 187L206 188V186H204V185H202V183H201V186H200V190L201 191H206V192H208L207 190H209V188L207 187V190H205V188L203 189L202 188ZM5 187H3L4 188V190L6 189V191L8 190L7 188H5ZM37 187H38V183H37ZM83 187V186H82ZM127 187V186H126ZM187 187V186H186ZM185 187V188H186ZM190 187V186H189ZM196 187L197 188H199L198 187V185H196ZM3 188H2V190H3ZM72 188V189H71ZM147 188H145V190L147 191ZM163 188H164V190H163ZM171 188V187H170ZM181 189L183 188V186L182 187H180ZM194 188V187H193ZM32 189H34L33 187H32ZM36 189V188H35ZM40 189H41V187H40ZM69 191H68V190ZM104 189V188H103ZM122 189V188H121ZM121 189H119V190H121ZM188 189V188H187ZM186 189V190H187ZM1 190V191H2ZM14 190H15V188H14ZM13 190V191H14ZM118 190V189H117ZM124 190H125V187H124ZM126 190H128V188H126ZM125 190V191H126ZM168 190V189H167ZM180 190V189H179ZM38 191H40V190H38ZM70 192V193H67V192ZM73 191V192H72ZM87 191V192H88ZM93 191H94V189H93ZM123 191V190H122ZM121 191V192H122ZM124 191V192H125ZM149 191V190H148ZM155 191V190H154ZM153 191V192H154ZM158 192V191H156L159 195V200L161 201L163 198H165L166 196L164 195V193H166L167 191H165L164 193L163 192ZM169 191H170V189H169ZM210 191V190H209ZM33 192V191H32ZM31 192V193H32ZM92 192V191H91ZM104 192V191H103ZM145 192V191H144ZM152 192V193H153ZM20 193H22V192H20ZM24 194L25 193H27V192H23ZM29 193V192H28ZM27 193V194H28ZM35 193V192H34ZM36 193H40V192H37L36 191ZM85 193V192H84ZM100 193V192H99ZM126 193H128V191L127 192H125V194ZM146 193V192H145ZM145 193H144V195H145ZM150 193V194H149ZM168 193L169 192H167V196H169L168 195ZM171 193H172V191H171ZM203 193V192H202ZM212 193V191L210 192V194ZM3 194V193H2ZM12 194V193H11ZM17 194V193H16ZM86 194H88V193H86ZM104 194H105V192H104ZM118 194H120V191H119V193ZM147 194V193H146ZM154 195L156 194V193H153ZM170 194V193H169ZM204 194L206 195V196H209L208 194H206L205 192L203 193V196H204ZM4 195V194H3ZM5 195H6V193H5ZM7 195H10V194H8L7 193ZM18 195V194H17ZM16 195V196H17ZM29 195V194H28ZM27 195V196H28ZM100 195V194H99ZM98 195V196H99ZM128 195H129V193H128ZM148 195H152L151 194V192L149 191L148 192ZM153 195V196H154ZM10 196H14V195H10ZM111 196V195H110ZM110 196H108V194L106 195H103V197H102V202H101V200H99V205L103 208L104 207V205H105V207L107 208V205H109V203L112 201L111 199H112V197L110 198V200L108 199ZM121 196H124V194L122 195V193H121ZM120 196V197H121ZM127 196V195H126ZM133 196H130L132 199L133 198H135V197H133ZM155 196H157V194L155 195ZM155 196H154V198L153 199H155ZM170 196H171V194H170ZM3 197H5V196H3ZM19 197V196H18ZM30 197V196H29ZM32 197V196H31ZM84 197V196H83ZM87 197V196H86ZM86 197H85V199H86ZM146 197V196H145ZM2 198V197H1ZM6 198V197H5ZM10 197H8V199H9ZM16 198V197H15ZM20 198V197H19ZM115 199H116V197H114ZM119 198V197H118ZM170 198V197H169ZM8 199H6L7 201H5V199H4V202H2V199H0L1 201H0V203L2 204V203H5V205L3 204V208H12V207H14L15 205H14V203L13 202H15L14 200L13 201H11V198H10V200L8 201ZM21 200L20 201H22V197L20 198ZM23 199H24V196H23ZM72 199V200H71ZM83 198H81V200H82ZM121 199H123V198H121ZM124 199H126L127 201H129L128 199H127V197H125ZM123 199V200H124ZM130 199V198H129ZM36 200V199H35ZM81 200H79V201H81ZM135 200V199H134ZM156 200H158V197H157V199ZM169 199H167V201H168ZM18 201V200H17ZM33 201V200H32ZM116 201H118V200H116ZM125 201V200H124ZM23 202V201H22ZM35 202V201H34ZM36 202H38L37 200H36ZM69 202V203H68ZM83 202V201H82ZM84 202H85V200H84ZM84 202H83V204H84ZM96 202H97V200H96ZM101 202V203H100ZM121 202H123V201H121ZM153 202H155L154 200H153ZM166 202V201H165ZM18 203V202H17ZM74 203V202H73ZM72 203V204H73ZM87 203H88V201H87ZM104 205H103V204ZM119 205H120V202H117ZM129 203H131L130 201H129ZM156 203V202H155ZM96 204V203H95ZM94 203H93V207H94V205H95ZM107 204V205H106ZM111 205H113V204H115V202H113V203H110ZM150 204V203H149ZM161 204V203H160ZM25 205H28V204H25ZM25 205L24 206H22V207H24L25 209L24 210H27L28 208L27 207H29V205L27 206V207H25ZM36 205H37V203H36ZM78 205H80V204H78ZM89 205V204H88ZM99 205H97V206H99ZM126 204H124L123 205V207L125 206ZM152 205H153V203H152ZM158 205H159V203H158ZM199 205H203L202 203L200 204L199 203ZM6 206V207H5ZM35 207V205H32L30 208H32V207ZM68 206V205H67ZM83 206V205H82ZM82 206H80V208L82 207ZM118 206V205H117ZM128 207H129V205H127ZM132 206H133V202H132ZM34 207H33V209H34ZM40 207V206H39ZM71 207V206H70ZM72 207H73V205H72ZM75 207H77V204L74 206V208ZM86 207V206H85ZM96 207V206H95ZM101 207H96V209L98 208H101ZM121 206H119L118 208H120ZM3 208H1V209H3ZM27 208V209H26ZM29 208V209H30ZM78 208V207H77ZM91 208V205H90V207H89V211H87L86 212V210H87V207L86 208H84L83 207V209H86V210H84L83 212H84V215L82 214V212H80L81 213V215H83L82 216V225L84 226L85 225V227L86 226H88V225H90L89 223H92V221L95 223V225L94 226H92V227H90V229L91 228H93V229H95V230H93V231H95V234L97 233V235H99V236H101V238H103V239H101V240H105V242L103 243L104 245L106 244V239H110V240H112L111 239V237L112 238H114V236L116 237L117 235L119 236L118 238H117V242H119V243H121V245H125V244H128V241H129V239H131L132 238V235L130 236H128V235H123V234H121V235H119L120 234V232H117V230H118V228H117V225H114L115 226V228H114V226H112V224H111V222H110V220H109V218H108V216H107V214H106V211H100L99 210V213H98V215L95 217V216H93V214H90V209ZM122 208V207H121ZM22 209L23 208H21V211H22ZM28 209V210H29ZM32 209V210H33ZM52 209H54V210H52ZM82 209V208H81ZM82 209V210H83ZM93 209V208H92ZM95 209V208H94ZM115 209H117V208H115ZM10 210V209H9ZM28 210L26 211V212H28ZM31 210V209H30ZM31 210V211H32ZM35 210V209H34ZM55 210V212H57ZM102 210V209H101ZM107 210V209H106ZM199 210H201V209H199ZM65 211V210H64ZM67 211V210H66ZM66 211H65V213H66ZM96 211V210H95ZM111 211H115V210H111ZM191 212H192V210H190ZM190 211H188V213L190 212ZM6 212H8L9 213V211H7L6 209L5 210H3L2 212H0V213H2V214H4L5 216H6ZM19 212V211H18ZM30 212V211H29ZM29 212H28V217H30V216H32V215H29ZM54 212V213H55ZM61 212V213H62ZM68 212V211H67ZM92 212H93V210H92ZM96 212H98V211H96ZM171 212V211H170ZM174 211H172L171 213H173ZM176 212V211H175ZM177 212H180V211H177ZM184 212V211H183ZM183 212H181V213H183ZM186 212V211H185ZM202 212L203 211H195L194 213L192 212V213H189V215L190 214H192V215H194L195 213H197V216L199 215L200 216V214H202ZM7 213V214H8ZM21 213V212H20ZM24 213H25V211H24ZM30 213H33V212H30ZM43 213V212H42ZM45 213V214H46ZM60 213V214H61ZM69 213V212H68ZM77 213H78V211H77ZM115 213V212H114ZM113 213V214H114ZM187 213V214H188ZM2 214H0V223L2 224V220H4V218L5 217H3L2 216ZM59 214V215H60ZM177 214V213H176ZM184 214V213H183ZM187 214H185V215H187ZM17 216H18V214H16ZM21 215H23V214H21ZM21 215H19V218H20V216ZM48 215V214H47ZM50 215V214H49ZM92 215V216H91ZM111 215H112V213H111ZM187 215L188 217H190V216H192V215ZM7 216H9V215H7ZM62 216H66L65 214L63 215V213H62ZM61 215H60V218L62 217ZM77 216V215H76ZM91 216V217H90ZM171 216V215H170ZM195 216V215H194ZM3 217V218H2ZM15 216L13 215V217L12 218H14ZM24 217H27L26 215H24ZM67 217L68 218H71V220L73 219V216H71V217H69V215H67ZM67 217H62L63 219H61V221L62 220H64V219H67ZM93 217V219H92V221H90V218H92ZM111 217H113V216H111ZM172 217H175L173 214H172ZM172 217H168L169 219H172ZM177 217L179 218V216L177 215ZM176 217V218H177ZM185 217V216H184ZM8 218V217H7ZM58 218V217H57ZM56 218V219H57ZM76 218V217H75ZM167 218V219H168ZM182 218H183V216H182ZM192 218V217H191ZM10 219V218H9ZM16 219H17V217H16ZM21 219V218H20ZM77 219H79L78 217H77ZM84 219V220H83ZM168 219V221L166 222V224L164 225L165 227H164V230L162 231V232H160V237L163 239L167 234H168V232L169 231H172L173 230V227L175 228L176 226H178L177 225V223L176 222H174L173 223V227H172V222H170L171 220H169ZM181 219V218H180ZM179 219V220H180ZM184 219V218H183ZM183 219H182V221H183ZM201 219V218H200ZM199 219V220H200ZM19 220V219H18ZM23 220V219H22ZM22 220H21V222H22ZM32 220V222H34L33 221V218L31 219ZM67 220H69V219H67ZM173 220V219H172ZM179 220H178V222H179ZM9 221V220H8ZM13 221V220H12ZM15 221V220H14ZM17 221V220H16ZM15 221V222H16ZM60 221V220H59ZM58 221V222H59ZM60 221V222H61ZM76 221V220H75ZM25 222H26V220H25ZM28 222V221H27ZM26 222V223H27ZM56 222H57V220H56ZM56 222H54V224L56 223ZM58 222L56 223V226H57V224H58ZM59 222V225L62 227V225H61V223ZM73 222H74V220H73ZM85 224H84V223ZM86 222H88V223H86ZM4 223H6V221L4 222ZM3 223V224H4ZM9 223H11V221H9ZM17 223V222H16ZM64 223H66V222H64ZM64 223H62V224H64ZM81 223V222H80ZM93 223V224H94ZM33 224L34 223H32L31 225L33 226ZM68 224V223H67ZM76 225H78V223H77V221H76V223H75ZM74 224V225H75ZM88 224V225H87ZM175 224V225H174ZM13 225H15V224H12V226ZM39 225H40V223H39ZM39 225H37V226H39ZM75 225V226H76ZM4 226V225H3ZM10 226H11V224H10ZM26 226V225H25ZM25 226H24V229H25ZM31 226V227H32ZM47 226V225H46ZM55 226V227H56ZM60 226H58L57 228H58V230L56 229V228H54V231H56V232H59V235H58V233H56L58 236H61V235H63V238L64 237H67V236H65V234H67L66 233V231H64L63 229H61V227ZM81 226V225H80ZM83 226H81V227H83ZM5 227V226H4ZM6 227H7V225H6ZM34 227H36V226H34ZM44 227H45V225H44ZM49 227V226H48ZM66 227H68L67 225L65 226V228ZM179 227H182V226H180L179 225ZM2 228V227H1ZM8 228V227H7ZM38 228V227H37ZM39 228H40V226H39ZM64 228V227H63ZM69 228V227H68ZM88 228V227H87ZM178 228V227H177ZM77 229H78V226H77ZM82 229H85V228H82ZM82 229H80V230H82ZM34 230V229H33ZM33 230H32V232H33ZM44 230V229H43ZM42 230V231H43ZM69 230V229H68ZM70 230H71V228H70ZM69 230V231H70ZM87 230V229H86ZM2 230H0V232H1ZM21 231V230H20ZM29 231V230H28ZM45 231V230H44ZM48 232L49 231H52V229L49 227V229L47 230ZM46 231V233H48ZM72 231V230H71ZM89 231V230H88ZM91 231H92V229H91ZM119 231V230H118ZM128 231V230H127ZM130 231V230H129ZM31 232V231H30ZM81 232V231H80ZM85 232V230L82 232V233H84ZM145 232V231H144ZM2 233V232H1ZM0 233V250H2V248L4 247V246H7V242H9V241H7L6 240V238L4 237V234H1ZM23 233H25V232H23ZM50 233V232H49ZM48 233V234H49ZM53 233V232H52ZM77 233V232H76ZM74 234V235H76V238H78L77 237V234ZM115 233H119V234H115ZM126 233V232H125ZM136 233V232H135ZM172 233V232H171ZM22 234V233H21ZM30 234V233H29ZM29 234H28V236H29ZM32 234V233H31ZM30 234V237L32 236ZM45 234V233H44ZM73 234V233H72ZM72 234L70 233V235H71V238H73L72 237ZM80 234L81 233H79V237H80ZM142 235L144 234L143 232L141 233ZM140 233L139 234H137L136 233V235H138V236H140L141 235ZM19 235H20V232H19ZM36 235H38V234H36ZM41 235H43V234H41ZM51 235V234H50ZM55 236V235H53L52 234V236H54V238L55 237H58V236ZM68 235V234H67ZM82 235V234H81ZM86 235H87V233H86ZM94 234H93V232H92V236H93ZM136 235H134V237H136ZM148 235V234H147ZM15 236V235H14ZM34 236V235H33ZM27 237V236H26ZM30 237H27V238H30ZM37 237V236H36ZM39 237H40V234H39ZM43 237V236H42ZM42 237H40L39 238V241L41 240V238ZM44 237H47V236H44ZM70 237V236H69ZM68 237V238H69ZM130 237V238H129ZM21 238V237H20ZM62 238V240L64 241H66V240H68V238H64L63 239ZM70 238V239H71ZM143 237H139V239H142ZM173 239H174V236L172 237ZM172 238H167V239H172ZM13 239V238H12ZM22 239V238H21ZM24 239V238H23ZM34 239H36V238H34ZM45 239H47V238H44V240L43 241H45ZM48 239H49V237H48ZM61 239V238H60ZM69 239V240H70ZM90 239V238H89ZM118 239H119V241H118ZM132 239H134V238H132ZM161 239V243H162V241H164V240H162ZM172 239V240H173ZM72 240V239H71ZM98 240V239H97ZM96 240V237H95V242L97 241ZM151 240V239H150ZM172 240H170L171 242H172ZM21 241H23V240H21ZM20 241V242H21ZM37 241V239L35 240V242ZM59 241V240H58ZM64 241V242H65ZM73 241V240H72ZM72 241H71V243H72ZM92 241V240H91ZM144 241V240H143ZM167 241V240H166ZM169 241V240H168ZM168 241H167V245H169L168 244ZM27 242H28V240H27ZM32 242V241H31ZM47 242H49V241H47ZM47 242H42V241H40L38 244L39 245H37L38 246V251H37V253H36V258H37V262H44V261H47L48 259H49V257L51 256L50 255V252H49V250H48V248L49 247H47L46 245H47ZM62 243L63 245H65V243ZM93 242V241H92ZM94 242V244H96L97 245V243H99V241H97V243H95ZM112 243H113V241H111ZM116 242V243H117ZM137 242V241H136ZM174 242V241H173ZM69 243V246H70V241L69 242H67V244ZM142 243V242H141ZM140 243V244H141ZM164 243H165V241H164ZM189 243H191V242H189ZM193 243V242H192ZM11 244V243H10ZM14 243H12V245H13ZM32 244V243H31ZM59 244V243H58ZM61 244V245H62ZM166 244V243H165ZM24 244H22V246H23ZM62 245V246H63ZM107 245V244H106ZM110 243L107 245L108 246V248L109 249H112L111 248V246L112 245H110ZM123 245V247H126V245L124 246ZM174 244H172V246H173ZM26 246V245H25ZM128 246V245H127ZM162 246V245H161ZM171 246V245H170ZM187 246V245H186ZM10 247V246H9ZM115 247V246H114ZM113 247V248H114ZM117 247H119V246H117ZM35 248H37V247H34V249ZM5 249V248H4ZM62 249H64V248H62ZM103 249H104V246H103ZM106 249V248H105ZM104 249V250H105ZM185 249H186V247H185ZM184 249V250H185ZM8 250H10V249H8ZM55 250V249H54ZM97 250V249H96ZM98 250H101V248H99ZM187 250H189V249H187ZM12 251V250H11ZM14 251V250H13ZM31 251V250H30ZM30 251H28L31 255H32V253L34 254V250H32L33 252L31 253ZM51 251H52V249H51ZM253 251V250H252ZM91 252V251H90ZM101 252V251H100ZM99 252V253H100ZM251 252V251H250ZM58 253V252H57ZM63 253V252H62ZM61 252H60V254H62ZM77 252H76V250H75V248H74V245H73V248H71V246H70V248H66L65 247V249H64V253H63V255H62V260H60V262H61V264H67L68 263V261L70 260V259H75V256L77 255L76 254ZM181 253H182V251H181ZM17 254H19V253H17ZM28 254V253H27ZM27 254H24L25 256L27 255ZM59 254V255H60ZM91 255H92V253H90ZM104 254H106V256L104 255V257H108V254H111V251L107 254V252L106 253H104ZM179 254H180V252H179ZM185 254H187V253H185ZM188 254H190V251H189V253ZM245 254V253H244ZM97 255V254H96ZM217 255H219V254H217ZM220 255H221V253H220ZM248 255V254H247ZM22 256V255H21ZM19 256L20 258H17L16 260H14L13 261V263L12 264H21L22 263V261L23 260H25L26 261V259H24V257L22 256ZM29 256V255H28ZM53 256V255H52ZM56 256V255H55ZM58 256V255H57ZM102 256H103V254H102ZM178 257H180L179 255H177ZM243 256V255H242ZM251 256V255H250ZM17 257V256H16ZM33 257V260H34V256H32ZM77 257V256H76ZM182 257V256H181ZM188 258L189 257H191V255H188L187 256ZM245 257V256H244ZM26 258H27V256H26ZM30 258V257H29ZM35 258V259H36ZM53 258V257H52ZM55 258V257H54ZM58 258V257H57ZM105 258V259H106ZM176 258V257H175ZM184 257H182L181 259H183ZM185 258H186V256H185ZM222 258V257H221ZM13 259V258H12ZM60 259V258H59ZM105 259H104V261H105ZM109 259H110V257H109ZM173 259V258H172ZM27 260H28V258H27ZM51 260H53V259H51ZM188 260V259H187ZM201 260V259H200ZM24 261V262H25ZM63 261V262H62ZM107 261H108V259L106 260V263H107ZM174 260H172V262H173ZM178 261V260H177ZM217 261H219V262H217V263H219L220 264V262L222 261V259H219V260H217ZM8 262V261H7ZM11 262V261H10ZM52 262V261H51ZM54 262L56 263L57 261H55V259H54ZM72 262V261H71ZM201 262H203V261H201ZM211 262H215V259H214V261H211ZM59 263V262H58ZM73 263H74V261H73ZM176 263V262H175ZM180 263V262H179ZM178 263V264H179ZM204 263H205V261H204ZM2 264V263H1ZM9 264V263H8ZM30 264H36V262H34V261H32ZM68 264H70V263H68ZM135 264H137V263H135ZM139 264V263H138ZM141 264V263H140ZM174 264V263H173ZM196 264V263H195ZM200 264V263H199ZM203 264V263H202Z\"/></svg>","mask_w":264,"mask_h":264}]
</instances>
